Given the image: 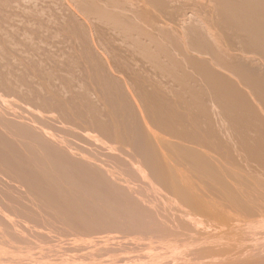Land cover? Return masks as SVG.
<instances>
[{
	"label": "rangeland",
	"instance_id": "374dc122",
	"mask_svg": "<svg viewBox=\"0 0 264 264\" xmlns=\"http://www.w3.org/2000/svg\"><path fill=\"white\" fill-rule=\"evenodd\" d=\"M122 1H124V0H122ZM183 1H185L186 3H188V0H182L181 2L183 3V5L186 4ZM201 1H203V0H201ZM201 1H197V3L198 2H201ZM60 2H61V0H0V9L2 10L0 12L1 13H4V15H5V13L7 12V10L9 8H11V10L9 9L10 11L8 10L9 13H14L16 15L19 12V14H20L23 9L20 8L21 10H19V7H21L23 5H24L23 8H25L24 11L28 7L30 8L31 6H33V7L36 6V8H37V10H36L35 7L34 8L31 7V8H33L32 10H35L36 11V12L35 11H33V12L34 13H37L36 15L32 13V15L34 16L33 21H31L32 19H30V18H33L32 15L31 16L29 15L31 13V8H30V10L27 9L28 10V13L30 11V13L28 14L30 16L29 17V21L27 19L28 16L26 15L27 14L26 12H25L26 14H23V15L20 14V15L23 16V18L19 14H17L18 16H20L19 18H21V19H19V18L16 19V16H15V19H12L14 17V16L12 17V15H14V14H11V17H10V16H8L10 14L7 12L6 13L7 17L6 16L5 17L7 18V25L9 24L8 28L5 27L6 24H5V21L4 20H6V18H4L3 15H2L3 16V19H1L2 17L0 18V20L3 21V22L0 21V24H2L5 27V28H2L3 29L2 31H0V57H2V59L7 58V57L10 58V59H5L4 61L2 59H0V86L1 87H5V88H1L0 87V114L4 115L6 117V124H5V126L7 127L6 128L4 126L5 127L4 128L3 126L2 127L0 126V132L1 133H7L8 132V133L11 134V137H13L14 134H17V135L19 134V137H17V135L16 136L14 135V138L17 137L18 140L17 139H14L15 141L13 140V142L11 141L12 138L10 137V134H3V135L0 134V168L3 170V173H1L0 178L2 177V180L3 179L5 180L4 177H7V175L10 174L11 176H8L6 178L7 180L9 178L10 179L13 178L15 180L14 177H16V179L17 178H19V180L21 179V181H23L24 184L27 183L26 185H28V187L26 185H24V187H26L27 190H29L28 188L31 187V189L28 192L27 190H25L26 188L24 189V187L22 186L21 183H18L17 182V185L14 184L15 181L13 179L12 180H8L7 181L8 183H5V181L3 182L1 180L3 183H2V185L0 184V187L1 186L3 187L6 184L4 186V189L5 190L2 189V193L4 192L3 194L6 197V199L7 198L8 199L10 198L9 200H14L15 199L14 200V202L16 201L15 205L18 206V209H16L17 206L15 207V205H12L13 208L15 207L14 210L8 208V210H7L8 212H6L5 211L6 208H4L5 209L4 210L3 207L0 205V209H2L3 211H5V212H3L4 214L5 213H8L6 215H7L8 219L10 221H12L11 226L9 225L11 222H9V224H8V222L4 223L6 225L8 224L9 226H6V225L4 226V224L0 222L3 225V227H2V225H0V232L1 231H4V230H2L4 227L5 228L8 227V228L14 229L15 231L17 230L16 232L19 233L17 235L13 234L14 236L10 234V237H5L4 238L5 240L4 239H1V237H0V241L3 240V241H1L3 244H7L8 246L10 244H13V246L10 245V246H12V248H14L15 246L17 247V249L15 247V249L13 251V249L10 246L9 247L7 245L4 246L3 244L0 245L3 248L4 247H7V248H10L11 249V250L9 249V252L7 251L8 249H5L8 252V255L7 256L9 257L11 255L9 259L10 260L12 259V261L14 262L16 260V258H17V262L14 263V264H17L18 262H19L18 264H21V262H22V264H24V263L26 264V262L29 259L30 260L33 259V263H32V260H31V261H28L27 264L28 263H31V264H34V263L35 264H37V263L38 264H41V263L42 264L43 263L44 264H47V263H49V264H54V263L55 264H59V262H60V264H64V263L65 264H88V262H89V264H92L93 262H94V264H96L95 262H98V260L101 259V258H105L106 260L105 259H101V260L104 261V262L106 261L108 263H106V262L105 263L98 262L99 264H113V263L114 264H121V263L122 264H225V263H227V264H264V212H252V209L253 208H246V207L241 206L236 201L237 199H240L238 197L239 196L238 194H237L236 197H234V200L237 203L236 204L234 202L233 198L231 197V195H232V192H235L236 191L235 194H234V196H235L236 193H238V191L237 190L234 191L233 190V188H234L233 186H228L227 185L228 187H226L225 184L221 183V181L219 179L220 178L219 176H218V179H217V172H216V175H215V173H213V175H215V176H211L212 178H215V179H213L214 181L217 179L216 180V183L215 182L213 183V180H212V178L209 175V174L212 175L213 170L215 172L216 169L218 168V170L220 171V168H221V172L218 173V175L222 173V174L225 175L224 177H226V172H227V174L229 173V176H230L229 178L230 179L226 177V179H228V180H225V178L223 177V180L226 181V182H233L234 179H235V181H234L235 184L240 179H241V181L242 180H246V182H249V179H250V181H252L251 179H253V177H255L253 179L255 183H256V181L258 183H260L259 181H261V180H258V179H262L261 182H263L264 181V179H263L264 178V176H263L264 175L263 174L264 171H263V168L262 167H264V165L262 164V167H261V163H263V161H261V160L263 158L261 159V156L262 155L261 156H259V155L264 150L263 149L264 146L262 147V145L264 144V142H260L261 146L259 145L260 148H262L263 150L262 149L259 150V147L257 149H255L256 147L253 148L252 146L251 147H248L250 144L251 145L253 144V143H250L249 144V142H248V145H246V146H245V144H243V145L241 144V147H239L240 146L239 145L240 143L237 142L238 144L235 145V147H237V148H235L233 146V144H231V143H234L235 144V142H231L230 140H232L231 138H233L232 133L234 132V130H236V132H237V130H239V132H240V129L237 128L238 127L237 125H239V124H237L238 121H235L237 125L234 123L235 115L237 113H239V111L237 109V113H235V115H234V112L236 110L234 112H232L233 114L230 113V110H229L230 117L228 119H230L232 121H227L228 123L225 121L224 122L225 124H223V120L226 119L225 118L226 116H225V114H223L225 117L222 116L224 119L223 118L221 119L222 121H220L221 122L220 124H221L222 127H225L226 124L229 126V128L232 127L231 128V131H230V134H231L232 137L228 136L230 138L228 140L231 142L230 144L232 146H230L228 148V150H226V147H224L222 145V142H224L225 140H223V139L219 140V141H221V143H220L221 144V147L222 148L224 147V151H221L222 153L220 155H218L219 157L217 156L216 159H215V155H214V157L212 155L209 156L210 155V154H208L209 152L206 153V154H205V152H207V150H208L211 153V151L216 150L215 151L216 152V155H217V153L218 154L220 153V151L219 152L217 151V150H220V146L218 145L219 143L217 144L215 142L217 139L214 141L215 144H216L215 147L218 145V147H216V149H214L215 147H213V146H211L212 148L211 147H207V146H204L205 148L203 146H201V148H200V146H198V148H197V146H196L195 148L198 149L199 151L200 150L201 151L202 150L204 151L207 148L206 151L205 152H201V154L202 155L205 154L206 159L208 157L209 160L207 161L206 165L208 164L209 165V168L208 167L206 168V165H205V162H206L205 160L206 159L204 160V157L200 154L199 151H197L199 153L198 154L196 152L197 153L196 154L197 155V158H196V155H195L194 158L189 157V159L192 162H190V160H188V159L184 160V163H182V165H180V167L178 166L179 170H181V168L182 169L184 168L183 169V172L181 170L180 173L181 172L182 173L180 175H179V173H177L179 175L178 177H180L179 180H180L181 183L184 182L185 185H188V183H190V184L193 183L192 185H188L187 190L185 189L186 191L185 190L183 191V189H182V192H184V193L187 192L186 194H188L194 200H199L201 202L203 201L204 203L206 201L207 206L205 204V206H206L205 208L206 209H210L211 211L210 210H207V211L204 210L203 209L204 208V204L201 203V202L200 203L202 205L199 204L198 207H194V206L189 205L186 202H184L182 200L183 198H182V196L180 194H178L175 190L171 189V187L167 184V182H165L164 180H161V179H159L157 177L158 176V173H157L156 169L155 170L153 169L154 172H152L150 170V168H147L148 166H147V164H145L143 162V160L141 159L142 157L141 158L138 157L139 155L137 154V151H136L138 148L136 146H134L133 143H131V141L133 140V138L131 137V135L133 136V134H134L133 133V125H134L133 123L137 124V126L140 125L139 123H141V125H142V120L140 118V115L138 114L139 111L136 112L137 111L136 110L137 108L140 109V107H139L140 105H138L140 102H139L138 99H137L138 101L135 99L136 97L135 98H131L129 95H125L124 96L122 94L124 97L121 95L119 97V101H121L122 103H126V105H127L128 102H130V103H128V106H130V105L133 104L132 105V107H133L134 104H135L134 108L136 106H137V108H135V109L133 108V110H132L131 107H128V109H127V106L125 105L126 106V108H125L126 110L124 112H121L122 110L119 111L120 109H119V106L118 105H115V106H117L118 109L114 108L115 107L114 106L115 101L113 100L112 97H111V99H112L111 101L113 103L111 101H109L110 100V95L111 94L113 95L112 89L114 88L113 86H110V85H113L112 82H116L118 80V79H116L117 77H119V79L121 80V81L118 80L119 81L118 83L122 82V80H123L124 77L122 76V74H119L116 71L115 68H114V70H112L113 67H111L112 69L109 68V65L106 64L105 59L102 56H100V54H98L99 56L97 54L95 55L96 52L94 51L95 50L93 48L94 46H92V43L90 41L89 34L86 31H83V30H81V29L78 28V24L79 23H82V21H83L81 19V17L78 16L79 17L78 18L76 16V14H72L73 11L69 9V11H71V15L73 16L72 18H75V16H76V20H72V21H74V23L77 24V22H75V21L78 20V24L76 26L72 22V25H73V27H72V25H69V24H71V20H70L71 19V15H69L70 12L68 10L65 11L64 8H63L62 12L64 11V12H66V14L69 13V14H67L68 16H65V17H70L69 20H68V18H66V20L70 21L68 23V26H70V30L69 31H66V30L62 31V29L60 28V27H63L62 24H61V26H59V30H58L57 27H56L58 25V23L55 22L57 25H55V24L53 25L52 24L53 19H50V21H51L50 24H48L50 21L48 22V21H44V19H42V18H45L46 16H50V15L53 14V16L54 15L56 16V18H55L54 21H58L57 20L58 18H59V21H61L60 18H64V17H59V16L62 15V12L59 11V8H60V6H63L62 4H64L65 2H64V0H62V2H63V3L61 2L62 4ZM126 2L127 3L130 2L129 5L127 4L129 7L132 6V5H133V7H135V5L137 7L139 5L141 8H143L144 14H146L145 12H147L148 9H149L148 12L152 11L154 13L156 11L155 9L152 8V4H151V7L149 6L150 4L147 3L148 2L147 0L146 1L145 0H128ZM126 2H124V5H126ZM204 2H205V0L203 1V3L202 2L201 3H198V5L196 3L197 6H195L194 9H193V12L198 17H200V13L204 9H207L208 8V6H207V8H206V6L203 7V8H201V6L204 5ZM207 2L208 1H206V4L205 5L208 4ZM59 3H60V6H59ZM132 3H134V4H132ZM31 4H33V5H31ZM66 4L67 3H65L64 6ZM15 5H17L19 7L17 8V6H15ZM25 5H27V6L25 7ZM13 6L15 8V11L14 12L12 10L13 9L12 8ZM139 6H138V8H140ZM68 7L69 6H67V5L65 6V8H68ZM196 7H198V12L199 13L195 9ZM60 9H62V7ZM201 9H202V11H201ZM4 10H5V12H3ZM209 10H210V8H208V10H206V12L204 10L202 12V14H204V12L207 13ZM59 12H61V13H59ZM1 13H0V16H1ZM22 13H23V11H22ZM215 13L218 14V11L215 12ZM64 14H63V16H64ZM128 14H130V13H128ZM202 14H201V16L205 17L204 15H206V14H204V15H202ZM212 14L214 15V13H211V15ZM216 14L214 16H216ZM24 15L27 16V18ZM38 15H41L42 16V18H40V22H41V20H43V23H44L43 25H45L46 29H47V26L49 27V25H50V27H49L50 28L49 29L50 32L52 31L51 29H53V28H54V30H55V28L57 29V30H55L56 31L55 32L56 33L55 36H57V38L54 35L51 36V34H52V32L54 30L51 32V34L48 33L47 30H45V31L48 34L45 31H44L43 35H42V33H39L42 30H39L38 28H42L43 25L41 27H38V26H40L39 24H42V22L38 24V21H39V18L37 20ZM57 15H58V17H57ZM150 15L148 17H151ZM152 16H154V14H152ZM24 17L27 19L26 21H28V23L25 22V21L23 22ZM203 17H201V19H203ZM8 18H11L13 21L15 20L14 23L17 22L19 24H17V23L14 24L13 22H10L12 20H10L9 23H8ZM48 19H49V17H48ZM79 19H81L82 21L81 20L79 21ZM133 19L136 20V16H133ZM35 20H37L36 25L38 24L37 25L38 28L35 27L36 25H34L35 24L34 23ZM45 20H46V18H45ZM66 20H62L61 23L64 21L63 22V25H65L66 22H68ZM30 21L33 22L32 23L34 25L33 28L29 27V26H31L30 23H29ZM11 23L14 24V27H12L13 25ZM59 24H60V22H59ZM10 25H11V27H10ZM27 25H29V26H27ZM52 25H53V28L51 27ZM74 26L76 28H74ZM0 27H1V25H0ZM17 27L19 28V30H18ZM9 28L12 29L11 33H13V34H11L10 31L8 32V29ZM14 28H17V29H15L16 30V33H17V34L15 33L16 35L14 34V32H15L13 30ZM43 29H44V27H43ZM219 29H218V31L221 30V29L220 30ZM0 30H1V28H0ZM4 30L7 31V32H5ZM17 30L19 32H17ZM38 30H39V32H38ZM213 30H215L213 32H214V34H216V37H217V35H218V33H216V32H218L217 31V28H213ZM3 31L8 36H6ZM1 32H3V35H1ZM8 33L10 34V36H9ZM45 33L49 36L48 38L45 36L46 35ZM220 33L222 35V32L221 31H220ZM220 33H219V35H220ZM25 35H26V37H25ZM41 36H43V37H41ZM53 37L56 38L57 40L54 39ZM18 39H20L19 40L20 42L18 41ZM55 42H57V43H55ZM15 43L16 44L18 43V44L15 45ZM63 44H66V45L68 44V45L66 46V45H63ZM18 50H19V52H18ZM90 50L92 52H94V55L95 56H93L92 54L90 56V54H89V51ZM7 54H8V56H7ZM57 55H59V56H57ZM30 57H32V58H30ZM90 57H91V59H95V57H101V59L104 60V62L102 60H97L98 59L97 58V59H95V61L100 62V65H99L98 62L92 63V62L89 61ZM57 58H58V60H56ZM117 61H118V59H117ZM103 63H105L106 66L108 65L107 67L110 69V72L111 73L109 71H107L108 68L105 65H101ZM85 67H89V68L86 70ZM263 69H264V66H261V71H262L261 73H262V75H263V71H264ZM113 71H116L117 73H114ZM85 72H86V74H85ZM113 73H114L115 77H114V75L110 77L109 75H112ZM112 77L116 81H114ZM86 78H88V80ZM140 78L141 77L138 75L137 76L138 82L141 81ZM81 79H82L83 82L81 81ZM104 80H105V82H104ZM109 80L111 81V84L109 85V87H112L111 89L109 87H107L108 86L107 83L109 84ZM253 82L254 81H252L251 83H253ZM116 83H114V84L117 85L118 83L117 84ZM251 83H249V84H251ZM256 83L261 84L262 82L260 83V81H259V82H256ZM121 84L122 83H120L118 85V89H121L122 88V90H123V88H124L126 90L124 92V94L125 93L128 94L127 89L125 88L126 85H124V83H123L122 85L125 86V87H120ZM140 84H141V82H140ZM259 84H258V87L259 88L261 87L260 89H262L264 87V85H262L263 86L262 87L261 85L259 86ZM254 85H255V83H254ZM39 86H40V88H39ZM102 86H106L107 88L105 87V89H104V87H102ZM253 86H251V87H253ZM240 87L242 88V85H240ZM94 88H95V91H94ZM106 89H108L107 91L109 92V95L106 94V93H108V92H106ZM109 89L111 90V92L109 91ZM129 89L132 92L131 94H133V91L131 90V88H129ZM246 89L247 88L245 87L244 90H246ZM92 90H93V92H92ZM16 91H18L19 93L16 92ZM100 91H102V92H100ZM148 91L149 92L147 93L146 96H148V94H150V90H148ZM248 91H249V89H247V92ZM97 92L99 93V95H98ZM104 92H105V95L107 96V98L105 97ZM103 95H104L105 99H107V101L103 99ZM126 96H128V97H126ZM146 96H145V98L141 99V101L144 104L147 105V104H150L151 101L152 102L154 101L155 104L157 103V105H158L156 107H159V106H162L163 105L162 103L157 102V101H160V100H156V97L154 99V96L153 95H150L151 97L153 96L152 99L149 96H148L149 98H147ZM3 98H5V100L6 99L7 100H11L12 103L9 104L10 101H7V100H6L8 102L7 104L5 103L6 101L5 102H3V101L1 102V100H4ZM132 99L135 100V101H133ZM122 100H126L127 102L126 101L123 102ZM105 102H107V103H105ZM154 102L152 104H154ZM96 104H97V106H96ZM110 104H111V106L112 105L114 106V107L112 106L113 109L109 108ZM159 104H162V105H159ZM100 105H102V107ZM62 107H63V109H62ZM9 108H10V110H9ZM50 108L51 109L53 108V110H51ZM32 109H34L36 112L34 110H32ZM114 109H116V112H115ZM156 109L158 110L159 108H155V111H156ZM37 110L39 112H41V113L42 112L44 114L46 113L47 116L51 113L50 115H52V117L51 116L46 117V114L44 115L42 113L45 116L44 118H46L45 120H47L46 122L45 121H42L44 119H42V120L34 119L33 115H31V114L33 113L32 111H34V113H37L38 112ZM102 110H103V112H102ZM112 110H114V111H112ZM117 110H118V112H117ZM44 111H46V112H44ZM231 111H233V109H231ZM62 112H63V114H62ZM224 113H226V111ZM42 114H40V115H42ZM111 114H113V115H111ZM231 114L234 115L233 116L234 118L232 117ZM42 118H43V116H42ZM49 118H51V119H49ZM238 118H240V114H239V117ZM236 119H237V116H236L235 120ZM230 122L231 123L233 122L235 124V127H234L235 129L233 128V126H234L233 123H232L233 126H230L229 125ZM86 123L90 127L87 126ZM94 123H97L98 125H93ZM69 125H71L72 127L69 126ZM227 125H226V127H227ZM41 127L43 129H41ZM73 127H74V129H73ZM239 127H240V125H239ZM199 128L200 127H198V129ZM34 129L36 131H39L38 129H41V130H44L45 129L46 131L49 129L50 131L48 130L47 133L48 134H51L52 133L50 135V137H52L53 134H54V136L52 138H55V139H53V140L55 141L56 144L59 143L56 146H60V147L69 146V147H71V145H73L71 148L77 150L79 148V146H82V148H83V145H85L88 148L87 149L84 146L87 150H89V146H91V148L94 147L95 149L98 150V152H99V150H102V152L98 153V156L100 154H101V156H103V154H104V156L103 157L100 156L98 158L99 159V161H98L96 159L97 157L95 156L96 158L94 160V156L92 155L95 152L97 153L96 150L92 149L94 151V153L88 154L87 153L88 151L85 148H83V150H82V148L80 147L82 151L85 150L84 152H81V150H80V153L83 154V156L85 157V159L88 156L89 159H87V160L93 162L97 166H99L98 164H100L99 162H101V164L103 165V167H102L101 164H100V167H102L105 170L107 168L110 169V167H111L110 171H111V173H113V176L112 177L113 178L115 177V181L117 182L116 184H118V185L119 184L120 185L125 184L123 186H125V187L128 186L131 189L126 188V191H128V193L125 194V189H123L124 190L123 191L122 189H120L118 187V185L116 187L114 182L112 184L110 183V180L108 181L109 182V185L111 184L109 186L108 185V182H106L107 184L105 183L106 180L104 178L106 177V175L104 174V178H103L102 173L98 174L99 172H101L100 168H98L96 166H93L94 167L93 168L92 166H89L87 164H84V162L82 160H79V159H76L77 160L76 161L75 158H70L68 155L61 154L62 150H60L61 152L56 151L53 148H52L53 149L52 150L51 147H50V145H47V144L45 145L44 142H42L40 140H35V138L37 139V137H34L33 136ZM95 129H96V131H95ZM108 129L111 132L113 130H118V131L122 132L123 135L125 134V136H124L125 138L123 137V135H121L122 137H120V138L121 139L124 138V139H122V140H116V141L112 139L114 141L113 142L111 140V138L109 139L108 136H106L104 134V132H102V131H105V130L108 131ZM198 129L195 131V133H197ZM232 129H234V130H232ZM189 130H192V129H189ZM89 131H90V133H92V136L97 135L99 138L101 137L100 139H102V140H105L107 138V140H105L106 142L104 141L102 144H108L107 142H111L112 141L113 144H114V146L112 145L113 146V151L112 150L110 151V149H108L106 146L100 145L99 144L100 139H98L97 136H95L97 139L95 137H94L95 139H92L91 138L92 141L93 140H96L97 142H95V141L94 142L97 143V144L93 143L90 139H88L87 138V135H85L86 137L83 136L84 134H82V133H86L87 134V133H89ZM159 131L161 132V134H163V131L161 129H159ZM192 131H194V130H192ZM200 131L202 132L201 133V135H202V134H204L203 131H205V129L204 130L203 129L199 130L196 135H198L200 133ZM160 132H159V134H160ZM109 134H111V133L109 132ZM205 134H204V136H205ZM233 134H235L237 136L239 135L238 132L237 133L234 132ZM253 134H255V133H253ZM253 134H252V138L254 137ZM5 135H7V137ZM201 135H200V137L203 136V135L202 136ZM235 135H234V137H236ZM31 136H33V137H31ZM89 136H91V135L89 134ZM9 137L11 138V140L9 139ZM83 137H85V138L83 139ZM166 137L169 138L168 135H166ZM205 137H203V138H205ZM238 137H236V138H238ZM240 137H242V136H240ZM86 138H87V140H89L88 141L89 143H87V141H84V142L82 141V140H86ZM130 138H132V140H129ZM250 138H251V136H250ZM250 138L247 141L252 140V138L251 139ZM256 138L257 137H255V139ZM125 139H127V140H125ZM205 139H208V138L206 137ZM238 139L240 140V138H238ZM238 139H237V141H239ZM19 140L21 141V143H22V141L24 142V141H31V140H33L32 141L33 143L31 142L32 143L31 144L29 142H27V143L24 142V143H26V144H24V146L27 145L28 143L29 144L27 146H25V148H21L22 145H20L21 143H20ZM109 140H111V141H109ZM210 140H212V139H209L208 141H210ZM243 140H245V139H243ZM35 141H36V143H35ZM67 141H70L71 144L69 142H68L69 144L68 143L66 144ZM234 141H235V139H234ZM214 142H213V144H214ZM245 142H246V140H245ZM250 142H252V141H250ZM253 142H254V139H253ZM74 144H75V147H74ZM29 145L30 146L33 145V148L32 147L29 148ZM77 145H78V147L76 148ZM228 145H229V143H228ZM97 147H99V149ZM102 147L105 148V149H101ZM231 147H233V148L231 149ZM26 148H28V153L26 152V150H27ZM116 148H117V150H116ZM208 148H211L212 150L211 149H208ZM222 148H221V150H222ZM106 149H108L109 151L106 150ZM196 149H195V151H196ZM229 149H231V150H229ZM41 150H43V153H42ZM106 151L109 152V153L111 152L113 154V156L117 152L116 153V156L114 158H113L112 154H110V159L108 158V161L109 162L106 160L107 158L105 159V157H107V155H105ZM35 152H36V154H35ZM75 152H76V154H78L79 151L78 152L75 151ZM251 152H254L255 154L257 153L258 154V155L256 154L257 157L255 156L254 153H252V155L250 156ZM80 153H79V155H80ZM212 153H214V152H212ZM26 154H28V156H26ZM79 155H77V157H79ZM89 155H92V156H89ZM94 155H97V154H94ZM199 155H200V157H203V159H200ZM67 156L69 158H67ZM108 156H109V154H108ZM135 156H137V160H139L141 162L140 163V167L142 169L141 168H138L139 165H135V167H137V168H135L134 167V163L132 164L134 168H132V165L131 164H130L131 167L130 168L129 167L127 168V165H129L128 164L129 161L130 162L131 161L132 162L133 161L134 162L136 161V160H134V157ZM258 156L260 157V159H258L259 158ZM25 157H28V158L30 157L29 158L30 161L27 160L28 158L24 159ZM91 157H92V159L90 160ZM211 157H213V159H215L213 161V163H214L213 164L214 165V169H213L212 163L209 162L210 159H211V162H212V158ZM191 158L194 159V160H192ZM253 158H254V160L256 159L257 161L256 160L253 161ZM112 159H118V160H116V161L113 160V162H112ZM197 160H199L198 163L200 162L199 165L200 164L203 165V167H204L203 169L204 170H201L202 167L198 168L199 165L197 163ZM250 160H252L253 162H258L256 164L254 163V167H255V169L256 168H258V169L259 168H262V169H260L261 172H258L257 173V171H259V170H255V169L253 171L251 169L252 172L249 171V169L251 168V164H252ZM110 161L112 163H110ZM186 161H187V163H186ZM188 161L191 164L195 161L194 164L195 163L197 164V167H196L197 169L196 168L194 169L195 171H193V169L190 171L191 164L188 163ZM222 162H223V164H224V162H226L227 164H230V167L231 168L232 167L234 168V165L233 164H235L236 162H237V164H238V162L240 164H241V162L243 164L245 162H248L249 165H250V168L247 171L248 164H247V168H246V165H245V168H244L243 167V164H242L241 165L242 170H244V169H246V170L243 172L244 174L243 173H239L241 176L237 173L236 177H238V175L240 176L239 180H237V178L235 177V174L233 175V174L230 173L231 171L233 173L235 171V173H236V170L235 169H237V168H234V170H231V168L229 167L231 171L228 168H227L228 171H225L227 164L222 165ZM41 164L46 165L45 169L47 168L48 170L46 169V173H45V172H43L45 169L42 170L41 168H39V171L36 170L38 172L35 173L34 172V165H35V167H36V165L38 167H41ZM188 164H190V167H189ZM217 164L219 165L220 168L218 167ZM240 164L238 165V167H239L238 169H240ZM63 165L64 166H67V167L66 168H63L64 171H65V173H62V175H60V176H63V174H66V176L68 175L67 176L68 178L65 175L64 176L67 179L69 185L72 186L71 188L72 189L75 188L74 191L77 189L76 192L77 191L78 192L76 194H75L74 191H70L71 188L67 189L65 192H60V191H57V188H51V189H49L46 186L47 185L46 184V181L47 180L44 178V177H46V175L49 174L47 177H53V179H54V176H58V174H59V171L58 170L53 169L51 171V169L49 167H54V168L57 167V168H60ZM195 165H193V167H195ZM216 165H217V167H216ZM256 165H258V167H256ZM187 167H188L187 170H189V171H187L185 169ZM222 167H223V169L225 168L223 170L224 172L222 171ZM205 169H208L209 171L212 170V171L208 174V173H206L208 171L205 170ZM196 170L197 171L199 170L200 172L198 171V174H196V172H197ZM4 171L7 172V173L5 172L6 175L4 174ZM155 171H156V173H155ZM202 171H203V174L201 173ZM204 171H206V172H204ZM61 172H60V174H61ZM238 172H241V170H239ZM250 172L252 174H255L256 173L258 175L255 174V175H251L250 176V175H248V174H251ZM39 173H42L44 175L46 174V175L43 177L42 174L40 175ZM3 174L5 176H2ZM38 174L40 175V177H39ZM242 174L245 175L246 178L245 177L241 178L242 177ZM260 174H263V175H261V177L263 176V178L257 177V176H260ZM12 175H13V177H12ZM199 175L200 176L202 175L201 177H203V179L201 177H199ZM232 175L234 176L233 179H232V177H233ZM41 176L43 178H41ZM207 176L210 177L209 178L210 181L207 180ZM220 176L222 177L223 175H220ZM178 177L176 179H178ZM44 179L46 180L45 182L43 181ZM120 179H122V180L120 181ZM255 179H257V180H255ZM150 180L152 181V184L154 183L155 186L154 185L151 186ZM192 180H193V182H192ZM231 180H233V181H231ZM236 180H237V182H236ZM11 181H12V183L15 186L18 187V188L16 187L18 189V191H17V189H14L15 187L11 183ZM70 181L72 182V184H71ZM113 181H114V179H113ZM126 181H128L127 183H129V184H127ZM175 181L178 182V180H175ZM218 181H219V183H218ZM241 181H239V183L242 184L243 181L242 182ZM77 182H78V185H77ZM194 182H196V183H194ZM75 183H76L77 186L74 185ZM217 183L219 185H214V184H217ZM243 183H245V182H243ZM250 183H247V184H250ZM252 183H253V181H252ZM8 184L10 185V187H9ZM18 184H20L19 186L20 187H23V188H20L18 186ZM262 184H264V183H262ZM11 185L14 188H12ZM242 185H244V184H242ZM6 186H8L7 187L8 189H6ZM73 186H75V187H73ZM153 186L159 188L158 189L159 191L156 188L153 190L152 189ZM120 187H122V186H120ZM19 188H20V190H19ZM220 188H222V190L224 191L223 192L224 194L221 192V190H219ZM9 189H12V190L9 191ZM55 189H56V191H54ZM7 190H8V192H9V194L11 196L7 193ZM14 190L17 191L16 192L17 195H16V193H15ZM21 190H25L24 191L25 193L23 191H21ZM131 190H132V192H131ZM155 190L158 191V192H160V193L156 192ZM225 191H227V192L231 191L230 192L231 195L229 193L228 194L230 196L228 194H225ZM71 192H74V193H71ZM129 192H130L131 195L129 194ZM12 193L14 195H12ZM27 193H29V196L32 195V197H31L32 199H35L36 198L34 202H33V200L30 197H28V194ZM34 194L37 195V196L35 197ZM82 194H83V196L82 197L80 196V197L83 198V200L80 197H76L77 199L78 198L80 199V200H78L79 202L75 198L74 199L77 202L74 199H72V196L74 197V196H79V195H82ZM85 194H87V195L90 194L89 195L90 197H95L96 202L95 201L92 202L94 200V198L91 199L89 196H84ZM247 194L248 193H245V194L244 193L243 194L240 193L241 197H243V198L247 197ZM25 195H27V196H25ZM135 195H137V196L142 195L143 196L142 199L140 198L142 202L141 201H138V202H141L142 205H141V203L140 204L139 203H135L137 205V207L142 206V207H140V210L137 207L135 208V210H138L136 212H137L138 216H140V218H138L137 216H135L136 212H133L132 210H134L133 209L134 208L133 205H134V202L136 201L135 199H137V198L139 199V197H142V196L137 197ZM174 195H176V196H174ZM132 196H134L135 199H131L130 200V198H133ZM84 197L85 198L89 197L90 199L89 198H87V199H89L88 201H91L92 203L86 201L87 199L85 200ZM175 197H177L176 200L174 199ZM20 198H23V199H20ZM29 198L31 199L32 203L29 200ZM178 198L180 199V202H179V199ZM39 199L41 201L44 199V201L46 200L47 202L46 203L44 201H42V202L40 201L39 202ZM143 199H145V200L143 201ZM9 200H7V201H9ZM17 200H18V203H17ZM26 200H29L30 201V203L28 205L26 204V203H28V201L27 202H24ZM80 201H81V204H79ZM175 201H177V202H175ZM210 201H211V203H210ZM14 202L12 201L11 203L14 204ZM22 202L24 203V205L22 204ZM144 202H145V206H144ZM215 203H217V204H215ZM25 204L28 207L29 206L32 207L33 210H34V212H33V210L31 208L29 209L27 206L24 207ZM208 204L211 205V207ZM20 205H22V206H20ZM45 205H46V207H45ZM48 205H49V207H47ZM199 206H200V208H201V206H203V208H201L202 210L199 208ZM212 206L215 209H216V207H219L220 209L222 208L223 210L222 209L221 210L224 213L223 212H220L219 214H217V212H218L217 210H219V208L216 209V210L215 209L213 210L212 209ZM143 207H145V208L143 209ZM147 207L150 208V211L152 209L153 214H151L152 211L149 213V209L147 210ZM81 208H83V210ZM141 208L143 209V211L146 209L145 211H147V212H142L141 211ZM106 209L108 210L107 212H109V209L110 210L111 209H113V210L114 209H117L116 210V212L118 214L117 216H114L115 213H113V212H112L113 214L110 213V215H113L112 217H116V218L119 217V219L117 218L118 220H116L114 218L112 220L111 217H109L108 219H110V220L107 222L109 224V223H113V222L118 221L119 223H117V224L116 223H113L114 226H115V224L117 226L114 227L113 225L111 226L110 224L109 225L107 224L108 227H111V228H108V227L106 228L105 227V223L106 222H104V221L107 220L106 217L109 214H106L107 216L105 215L106 217H104V220L102 219L103 218L102 216H103L104 213H106ZM125 209L126 210L128 209L129 210V213H128V210L126 211ZM153 209L154 210L156 209V210L154 211ZM182 209L184 210L183 212H186V210H187L188 213L187 212L185 213V214H187V216L181 211ZM2 210H0V211H2ZM26 210H28V211H26ZM14 211L15 212L17 211V212L15 213ZM35 211H37V212H35ZM118 211L121 213V215H119ZM26 212H28V213H26ZM114 212H115V210H114ZM138 212L139 213L142 212V213H146V214L149 213L150 216H152V215H154V213H156V216L157 217L159 216V217L157 219L156 218L154 219L152 217V219H149L148 220L146 218H149L150 217L149 215L146 216L145 214H141L140 213L142 215L141 216V215H139ZM11 213H12V215H11ZM130 213H132L131 214L132 215L131 217L135 216L136 218L139 219L138 220V219H136L134 217V221H133L132 218L129 217V219L131 218V221H133V223L132 222L131 223L134 224V225L135 224L137 225V227H136V226L132 225L129 222L130 221L129 219H126L125 218L127 221L129 220L128 222L130 223V225H132L131 227L134 226L131 230H130L131 227H129V224L124 225V223H125L126 220L124 222H122L124 220V216L125 217L127 216V218H128V215H130ZM133 213H134V215H133ZM157 213L159 215H157ZM189 213H191V214L189 215ZM225 213H227V214L225 215ZM257 213H260V214H257ZM262 213H263V215H262ZM19 214H21V215H19ZM77 215L80 218H81V216H82V218L84 216L85 217L84 220H82V218L79 219L77 217ZM91 215H93V217ZM99 215H101V219L103 220V221H101V220H99V221L104 226V229L106 228L105 230L104 229H100L99 230V226H101V228H103L102 225L100 224V222L98 223V221H97V219L100 218ZM144 215H145V217H143ZM41 216L43 218H41ZM44 216L50 218L51 221L50 220L49 221H45V219H48V218H45ZM89 216H91V218H94V216L95 217L98 216L99 218H97L96 220L94 219V221L97 222L100 225L98 226V224H96L95 222H93L92 221L93 219L92 220L90 219V221H89V219H88ZM120 216L121 217L123 216V219H121L122 221H119L120 218H121ZM156 216L154 215V217H156ZM35 218H37V219H35ZM142 218L143 219L145 218V220H144L145 222H148L149 221L148 222V225L145 222H144L145 224H142L143 226L145 225L144 228L147 225L148 228H145V229H147L146 230L147 232H148V230H151L153 228V226H154V225H151L152 227L150 228V225L149 224H153L154 223L156 225L154 227L155 229L157 228V229H163L164 230V228L166 227L164 231L167 230L166 232H167L168 235L164 234L163 235L164 237L160 236L161 238H158L159 237L158 235H160L163 230L162 231L161 230H158L157 233L159 232L160 234H157V233H155V230H153V229L151 230V231H153V233H150V232L147 233L145 231V229L143 228V226L141 227V225H140V227H139V225H138V223H142V222H140V221H143V220H140ZM26 219H28V220H26ZM41 219H42V221H41ZM77 219H79V220H77ZM22 220L24 222H22ZM80 220H82V221H80ZM111 220H112V222H111ZM135 220H137L136 221L137 223L135 222ZM150 220H151V222L152 221L153 222L150 223ZM159 220H161V221H159ZM14 221L17 222V224L15 223L16 225H14ZM37 221H39V222H37ZM162 221H165L166 222V223L164 222L165 225L162 224L163 223ZM47 222H49V223H47ZM54 222H55V224H54ZM120 222L123 223V225ZM42 223L43 224L45 223L46 225L45 224L43 225ZM90 223L91 224H93V223L96 224L98 226V229H97V226L96 225L92 227V225H90ZM118 224H121V225H118ZM89 225H90V228L89 229H91V232L87 228V227H89ZM12 226L13 227L16 226V228H18V226H19L20 229L12 228ZM85 226H87V227H85ZM125 226H128L129 227V231L125 230V229L128 228V227L125 228ZM31 227H33V228L32 229H29ZM75 227H76L77 231H75ZM83 227L86 230L81 229ZM116 227H118V228H116ZM8 228H6V230H9ZM37 228L40 229V230H38ZM64 228L66 229V231L64 230ZM67 228L69 229V231H67L68 230ZM72 228H74V230ZM92 228L94 230H96V229L97 230L94 232V230ZM142 228L144 230H142ZM61 229H63L65 232L63 230H61ZM168 229H169V231H168ZM14 230H12V231H14ZM28 230H29V232H28ZM56 230L58 232H56ZM87 230L91 234H88L87 233L88 232ZM19 231H21V232H19ZM48 231L51 232V233H49ZM82 231L85 232V236H86V234L88 236L91 235V236H89L90 238L88 236H86V238H85V236L83 234L84 232H82ZM39 232L40 233L42 232V233L39 234ZM44 232L47 235L49 234V236L47 238H46L47 235L44 236V234H43ZM62 232H64V233H62ZM93 232H94V234H93ZM128 232H129V234H128ZM241 232H242V234H241ZM249 232H250V234H249ZM20 233H21V235L23 237H21ZM80 233H82L83 235L80 234ZM245 233H246V235H245ZM141 234H143V235H141ZM101 235H102V239L104 237L105 242H106V240L107 241L110 240V242L109 243L107 242V243L111 245V246L110 245L108 246L109 249L111 248L110 249L111 252H113L115 250V248H117L119 246L118 248L120 250L117 248V250H118L119 253L117 251H116L117 253H115V251H114L113 252V253H115V255H114L113 253L109 254L110 253V251H109V253H107V255H105L106 254L105 252H107L108 249L106 250V248L105 249H102V248H104L108 244H106L105 242L103 243V240L104 239L103 240H100L102 243L101 242L99 243L96 240V238H98V240H99ZM7 236H9V235H7ZM40 236H42V238ZM43 236H44V238H43ZM82 236H84V237H82ZM105 236L106 237L108 236L107 239L105 238ZM91 237H93V239L95 240L94 243H96V244L93 243L94 244L93 245V244H91L92 242L90 244H88V240L90 242L91 241L90 240ZM9 238H10V240L14 241L16 244L14 242L13 243H10L11 241L9 240ZM79 238H81V239H79ZM108 238H109V240H108ZM142 238H144V239H142ZM18 239H20V240L22 239V241H19L18 242ZM24 239L27 240L28 242L24 241ZM44 239H48V240H45L46 243L41 242L42 240L44 241ZM83 239L85 240V243H81V242L84 241ZM117 239H119V240H117ZM94 240H92V241H94ZM113 240L115 241V243H114ZM4 241L6 243H4ZM23 241L27 244L28 247L26 246V244ZM36 241L38 242V244L36 243ZM47 241H49V242H47ZM112 241H113V243H112ZM40 242L43 243V244H41ZM67 242H68V244H66ZM30 243H31L32 246L30 245ZM73 243H74L75 246L77 245V247H79V245H80L79 250H81L82 246H84L83 247V250H81L82 251L81 253H84V254H82L84 257L81 255V253H79L80 251L77 250L78 248L76 247L77 248L76 249L73 246ZM76 243H78V244H76ZM211 243H213V244H211ZM86 244H88V245H86ZM100 244H102V245L103 244H106V245L105 246L103 245L104 246L103 247ZM118 244H120V245H118ZM147 244H148V246H147ZM38 245H39V247H43V250H45L46 248L48 249L47 252H46V250L44 252H42L45 255H43L41 253L40 250H42V248H40V250H39ZM89 245H92V246H89ZM112 245H114V246H112ZM195 245H196V247H195ZM18 246H19V248H18ZM65 246H67V247L65 248ZM68 246L70 248H68ZM85 246H86V249L88 248L87 250L85 249ZM94 246H96V247H94ZM99 246H101L102 248H100ZM211 246H213L212 249H210ZM215 246L219 247V250H217L218 248H215ZM98 247L101 250H103V253H105L104 254L105 257L103 256L102 251ZM153 247H155V249H153ZM29 248H31V249H29ZM73 248L76 251H74ZM121 248H123L124 250L121 249ZM191 248H193V249H191ZM194 248L197 249V250H195ZM97 249L99 250L98 252H100L101 255H102L101 258L98 257V256H100L99 255L100 253L98 254ZM214 249H216V250L214 251ZM143 250H144V252H143ZM153 250L156 251V252H154ZM21 251H22V253H20ZM26 251H27V253H26ZM30 251H33V254L35 252H38V251H39V253H38V255H37V253H35V255H33L32 252L30 253ZM83 251H86V253L87 252L90 253V251L91 252L94 251L93 253H95V251H96V257H98L97 258L98 260L97 261H94V260H96V257L94 258L93 255H95V254H92V257H93L94 260L92 259V261H91L92 263H90V260L92 258L91 255H90L91 253L90 254L89 253L86 254ZM11 252H12V254H11ZM192 252H194V253H192ZM75 253H76V255L78 257L77 256L74 257L75 256ZM221 253H224V254H221ZM20 254H22L23 258H22V256ZM127 254H128V256H127ZM189 254H190V256H189ZM30 255H31L32 258L27 257V256H30ZM64 255H67V256H64ZM86 255L87 256L90 255V257L88 256L90 259ZM5 256H6V254H4L3 257H0V258H4L5 259V261H2V262L3 263L5 262L6 264H7V262L10 263V261L7 259V256H6V258H5ZM19 256H20V258H19ZM52 256H53V258H51ZM63 256H64L65 259L63 258ZM107 256H109V257H107ZM13 257H14V260H13ZM33 257H37V258H33ZM61 258H62V260H61ZM75 258H77V260ZM229 258H231V259H229ZM18 259H20V261ZM22 259H24V260H22ZM222 259L225 261V263H224V261ZM84 261H87V262L85 263ZM124 261H125V263H124ZM61 262H63V263H61ZM79 262H81V263H79ZM3 263H1V264H3Z\"/></svg>",
	"mask_w": 264,
	"mask_h": 264
},
{
	"label": "bare ground",
	"instance_id": "6f19581e",
	"mask_svg": "<svg viewBox=\"0 0 264 264\" xmlns=\"http://www.w3.org/2000/svg\"><path fill=\"white\" fill-rule=\"evenodd\" d=\"M126 1H128V0H124V1H122V0H64V2L65 3H67L66 5L67 6H69L68 8H65V6H64V4H62L63 2H62V0H61V4L64 6H60V3H59V6H60V8L62 7V9H60L59 8V11H61L62 12V10H63V8H64V10L66 11V10H68L69 11V9L70 10H72L73 11V13L72 14H76V16L78 17V16H80L81 17V19L83 20H81V19H79V21L81 20L82 21V23H79L78 24V20L77 21H75V22H77V24H78V28L79 29H81V30H83V31H86L88 34H89V38H90V41H91V43H92V46H94L93 48L95 49L94 51L96 52L95 53V55L97 54H100V56H102L104 59H105V61H106V64H108L109 65V68H111V67H113V69L112 70H114V68L116 69V71L119 73V74H122V76L124 77L123 78V80H122V82H120V83H124V85H126V87L125 86H123L122 84L120 85V87H125L126 89H127V92H128V94L127 93H125L124 94V92L126 91L124 88H123V90H122V88L121 89H118V85L120 84V83H118L119 81L118 80H120L119 79V77H117L116 79H118L117 81L116 80H114V78H113V80L114 81H116V82H112L113 83V85H110L111 84V81L109 80V84L107 83V87H109V85L110 86H113L114 88L112 89V92H113V95L111 94L110 95V100L109 101H111L112 99H111V97L113 98V100L115 101V103H114V106L115 105H118L119 106V111H121V112H124L126 109V106H127V109H128V107H131L132 108V110H133V108H134V106H135V104H134V106L132 107V105H130V106H128V103H130V102H128L127 103V105H126V103H122L121 101H119V97L123 94L124 96L125 95H129L131 98H135L136 100L138 99L139 100V104L138 105H140L139 107H140V109H138L137 108V106L135 107V108H137L135 111L136 112H138L139 111V115H140V118H141V120H142V125H141V123H139L140 125H138L137 126V124H135V123H133L134 125H133V136L131 135V137L133 138V140H132V138H130L129 140H132L131 141V143H133L134 144V146H136L135 148L137 149L136 151H137V154L139 155L138 157H142L141 159L143 160V162L145 163V164H147V168H150V170L152 171V172H154V170L156 169V171H157V173H158V178L159 179H161V180H164L165 182H167V184L171 187V189H173V190H175L178 194H180L181 196H182V200L184 201V202H186L187 204H189V205H192V206H194V207H198V205L199 204H201V203H203L204 204V208H203V206H201V208H203L204 210H210V209H206L205 207L207 206V203H206V201H205V203L202 201H199V200H194L192 197H190L188 194H186L187 192H182V189H183V191L186 189L187 190V188H188V185H192V184H190V183H188V185H185V183L184 182H180V177H178L182 172H183V169L181 168V170H182V172L180 173V171L181 170H179V168H178V166L180 167V165H182V163H184V160H186V159H188V160H190L189 159V157H192V158H194V156L198 153L197 151H199L198 149H196L195 147L197 146V148H198V146H200V148H201V146H207V147H211V146H213V147H215V142L220 146V150H217L218 152L220 151V153L218 154L217 153V155H216V150H213V151H211V153H210V151H208L207 150V152H205L206 151V149L203 151H199L200 152V154H201V152H205V154L206 153H208V154H210L209 156H213L214 157V155H215V159H216V157L218 156V155H220L222 152L221 151H224V147H226V150H228V148L230 147V146H232L231 144H233V146L235 147V145L236 144H238V143H240L238 146L239 147H241V144L243 145V144H245V146L246 145H248V142H249V144L250 143H253L252 145L250 144L248 147H256L255 149H257L258 147H259V150L260 149H262V148H260V146H261V144H260V142H264V87L262 86V85H264V71H263V75H262V71H261V66H264V0H205V2H204V5L203 6H201V8H203V7H205L206 6V8H207V6H208V8H210V12L207 14V13H205L206 12V10H208V8L207 9H204L205 10V12H204V14H206V15H204V14H202V12L204 11H202V9H201V13H200V17H198L194 12H193V9H194V7L195 6H197L198 5V3H203V1H201V0H188V3H186L185 1H183V2H185L186 4H184L183 5V3L181 2L182 0H147L148 2V4H150L149 6L151 7V4H152V8L153 9H155L156 11L153 13L152 11H150V12H148L149 11V9H148V11L147 12H145L146 14H144V10H143V8H141L139 5V7L140 8H138V6L136 7V5H135V7H133V5L132 6H128L129 5V3L131 2H126ZM146 1V0H145ZM197 1H201V2H198L197 3ZM206 1H208L207 3V5H205L206 4ZM124 2H126V5H124ZM196 3H197V5H196ZM128 4V5H127ZM132 4H134V3H132ZM31 5H33V4H31ZM131 5V4H130ZM15 6H17V5H15ZM27 5H25V7H26ZM30 6V5H29ZM129 8H128V7ZM19 6H17V8H18ZM24 7V5L23 6H21V7H19V10H21L20 8H22L23 10V13H22V11H21V13L20 14H26L27 16H28V18H27V16H25L27 19H28V21H29V17L32 15V13L33 14H37V13H34L33 11H35V10H32L34 7L36 8V6H31V7H33V8H31V13H30V11H29V13H28V10H30V8L28 7L25 11H24V9L25 8H23ZM13 9V12L15 11V8H14V6L12 7ZM145 8V7H144ZM147 8V7H146ZM151 8V9H152ZM200 8V7H199ZM5 9V8H4ZM10 10H11V8H9ZM8 9V10H9ZM142 9V10H141ZM196 10H197V12H198V7H196L195 8ZM7 10V12L9 13V11ZM17 10V9H16ZM18 10V11H19ZM36 10H37V8H36ZM0 11H2L1 9H0ZM67 11V12H68ZM154 11V10H153ZM218 11V14H216L215 12H217ZM3 12H5V10L3 11ZM6 12V13H7ZM26 12V13H25ZM36 12V11H35ZM61 12H59V13H61ZM64 12V11H63ZM62 12V15L61 16H59V17H64V18H60L61 19V21L62 20H66V18H68V20L70 19V17H65V16H68L67 14H69V13H67L66 14V12H64L63 13ZM70 12V14L69 15H71V11H69ZM143 12V13H142ZM1 13V12H0ZM6 13H5V15H4V13H1V16H0V18L1 19H3V16H4V18H6L7 17V15H6ZM16 13V12H15ZM128 13H130V14H128ZM150 15L151 13L152 14H154V16H152V14L150 15L151 17H148L149 15ZM199 13V12H198ZM211 13H214V15L216 14V16H214L213 14L211 15ZM10 15H8V16H10L11 17V14H14V13H9ZM17 14H19V12L17 13ZM12 15V19H15V16H16V19L17 18H19L20 16L23 18V16L22 15H20V16H18V15ZM30 16H29V15ZM63 14H64V16H63ZM201 14L202 15H204L205 17H203V16H201ZM3 15V16H2ZM49 15V14H48ZM59 15V14H58ZM58 15H57V17H58ZM218 15V16H217ZM6 16V17H5ZM18 16V17H17ZM40 16V17H39ZM53 16V14L52 15H50V16H44L45 18H46V20H45V18H42V16L41 15H38V17H37V20H38V18H39V21H38V24L39 23H41L42 22V24H39L40 26H38V27H41L44 23H43V20H41V22H40V18H42V19H44V21H50V19H53V22H52V24L54 25H57L55 22H57L58 23V25L56 26L57 27V29L59 30V26H61V24H62V26L63 27H60L61 29H62V31H64V30H66V31H69L70 30V26H68V23L70 22V21H68V20H66V21H68V22H66V24L65 25H63V22L61 23V21H59V18L57 19L59 22H60V24H59V22L58 21H54L55 20V18H56V16L53 18L52 17ZM76 16H75V18H72L73 16L71 15V24H69V25H72V22L74 23V21H72V20H76ZM133 16H136V20L135 19H133ZM24 17V20H23V22L25 21V22H27L28 23V21H26L27 19ZM32 17L33 18H30V19H32L31 21H33V19H34V16L32 15ZM48 17H49V19H48ZM51 17V18H50ZM201 17H203V19H201ZM209 17V18H208ZM79 18V17H78ZM11 18H8V23H9V21L10 20H12ZM19 19H21V18H19ZM195 19V20H194ZM37 20H35V24L34 25H36V23H37ZM1 21V20H0ZM5 21V27L6 28H8V26H9V24L7 25V18H6V20H4ZM15 21V20H14ZM14 21L12 20V21H10V22H13L14 23ZM29 22L30 23V25L31 26H29V25H27V26H29V27H31V28H33L34 27V25L32 24L33 22ZM195 21V22H194ZM1 22H3V21H1ZM22 22V23H23ZM17 22H15L14 24H16ZM46 23V22H45ZM51 23V21L48 23V24H50ZM12 24V23H11ZM14 24H12L13 26L12 27H14ZM17 24H19V23H17ZM21 24V23H20ZM37 24V25H38ZM47 24V23H46ZM76 23H74V25L76 26L77 25ZM1 25V30L0 31H2L3 29L2 28H5L2 24H0ZM33 25V26H32ZM37 25L35 26V27H37ZM53 25L51 26L52 28H53ZM3 26V27H2ZM19 26V25H18ZM74 26V28H76ZM10 27H11V25H10ZM16 27V26H15ZM37 27V28H38ZM43 27H44V29H43ZM49 27H50V25H49ZM48 26H47V29H46V27H45V25H43L42 26V28H38L39 30H42L41 32H39V30H38V32L39 33H42V35H43V33H44V31L45 30H47V32L48 33H50L51 34V32L54 30V28L53 29H51L52 31L50 32V28H49ZM72 27H73V25H72ZM18 28V27H17ZM17 28H14L13 30L15 31H13L14 32V34L16 33V30L15 29H17ZM21 28V27H20ZM36 28V29H37ZM213 28H217V31H218V29L222 32V35H221V33H220V31H218V32H216V33H218V35H217V37H216V34H214V32L213 31H215V30H213ZM10 29V28H9ZM8 29V32L10 31V33H11V31H12V29H10L9 30ZM35 29V28H34ZM56 28H55V30H57ZM6 30V29H5ZM4 30V31H5ZM18 30H19V28H18ZM17 30V32H19ZM49 30V31H48ZM53 31L52 32V34H51V36H55L56 35V31ZM3 31V32H4ZM3 32H1V35H3ZM5 32H7V31H5ZM5 32H4V34H5ZM46 32V31H45ZM46 32V33H47ZM45 33V34H46ZM47 33V34H48ZM219 33H220V35L222 36H220L219 35ZM9 34V33H8ZM11 34H13V33H11ZM17 34V33H16ZM15 34V35H16ZM25 34V33H24ZM44 34V35H45ZM45 35L47 38L49 37L48 35ZM66 34V33H65ZM6 35V34H5ZM41 35V34H40ZM6 36H8V35H6ZM9 36H10V34H9ZM23 36V35H22ZM25 37H26V35H25ZM41 37H43V36H41ZM56 38H57V36H55ZM19 38V37H18ZM21 38V37H20ZM54 38V37H53ZM56 38H54V39H56ZM45 39V38H44ZM11 40V39H10ZM20 39H18V41H19ZM57 40V39H56ZM222 40V41H221ZM52 41V40H51ZM20 42V41H19ZM58 42V41H57ZM57 42H55V43H57ZM12 43V42H11ZM18 44V43H17ZM16 43H15V45H17ZM54 44V43H53ZM62 45V44H61ZM63 45H66V44H63ZM68 45V44H67ZM66 45V46H67ZM59 47V46H58ZM15 49V48H14ZM13 51V50H12ZM15 51V50H14ZM88 51V50H87ZM5 52V51H4ZM10 52V51H9ZM18 52H19V50H18ZM2 53V52H1ZM86 53V52H85ZM89 54H90V56H91V54L93 55V56H95L94 55V52H92L91 50L89 51ZM87 55V54H86ZM7 56H8V54H7ZM15 56V55H14ZM57 56H59V55H57ZM99 56V55H98ZM121 57V58H120ZM13 58V57H12ZM15 58V57H14ZM27 58V57H26ZM30 58H32V57H30ZM50 58V57H49ZM48 58V59H49ZM98 58V59H97ZM120 58V59H119ZM0 59H2V57H0ZM5 59H10V58H4V59H2L3 61L5 60ZM17 59V58H16ZM15 59V60H16ZM95 59H97V60H102L101 59V57H95ZM95 59H91V57H90V59H89V61L90 62H92V63H94V62H98V61H95ZM117 59H118V61H117ZM12 60V59H11ZM25 60V59H24ZM29 60V59H28ZM54 60V59H53ZM56 60H58V58L56 59ZM18 61V60H17ZM103 62H104V60H102ZM2 63V62H1ZM5 63V62H4ZM99 63V65H100V62H98ZM3 64V63H2ZM106 64L105 63H103V64H101V65H105L106 66ZM263 64V65H262ZM107 65V66H108ZM106 66V67H107ZM97 67V66H96ZM105 67V68H106ZM86 68V70L89 68V67H85ZM104 68V69H105ZM108 68V67H107ZM106 68V69H107ZM108 68V69H109ZM107 69V71H109L110 72V69L108 70ZM264 70V69H263ZM106 71V72H107ZM116 71H113L114 73H117ZM111 73V72H110ZM109 73V74H110ZM114 73L112 74V75H109L110 77L111 76H113L114 75ZM82 74V73H81ZM85 74H86V72H85ZM140 76L141 78V84H140V82H138V79H137V76ZM86 76V75H85ZM119 76V75H118ZM249 76V77H248ZM114 77H115V75H114ZM84 78V77H83ZM82 78V79H83ZM89 78V77H88ZM88 78H86L87 80H88ZM111 78V79H112ZM122 78V77H121ZM250 80H249V79ZM82 79H81V81H82ZM85 79V80H86ZM84 80V81H85ZM106 80V79H105ZM105 80H104V82H105ZM108 81V80H107ZM121 81V80H120ZM252 81H254L253 83H251ZM260 81V83L261 84H259V83H256V82H259ZM83 82V81H82ZM100 83V82H99ZM114 83H116L117 85H115ZM249 83H251V84H249ZM254 83H255V85H254ZM8 84V83H7ZM41 84V83H40ZM101 84V83H100ZM104 84V83H103ZM254 86H253V85ZM257 84V85H256ZM258 84H259V86L261 85L263 88L262 89H260L259 87H258ZM99 85V84H98ZM240 85H242V88L240 87ZM38 86V85H37ZM44 86V85H43ZM93 86V85H92ZM106 86H102V87H104V89H105V87ZM117 86V87H116ZM244 86V87H243ZM251 86H253V87H251ZM256 86V87H255ZM1 87V86H0ZM8 87V86H7ZM15 87V86H14ZM106 87V88H107ZM119 87V88H120ZM245 87L247 88V89H249V91L247 92V89L246 90H244L245 89ZM255 87V88H254ZM259 89H258V88ZM1 88H5V87H1ZM9 88V87H8ZM18 88V87H17ZM39 88H40V86H39ZM99 88V87H98ZM110 89L112 88V87H109ZM129 88H131V90L133 91V94H131L132 92L130 91V89ZM101 89V88H100ZM103 89V90H104ZM109 89V91L111 92V90ZM21 90V89H20ZM24 90V89H23ZM108 89H106V92H108L107 91ZM114 90V91H113ZM148 90H150V94H148V96L152 99L153 98V96H154V99H155V97H156V100H160V101H157V102H159V103H162V104H159V105H162V106H159V107H156V106H158L157 105V103L155 104V102H154V104H152L153 102L151 101L150 102V104H144L142 101H141V99H143V98H145V96L147 95V93L149 92ZM19 91V90H18ZM18 91H16V92H18ZM22 91V90H21ZM94 91H95V88H94ZM130 91V92H129ZM154 91V92H153ZM26 92V91H25ZM29 92V91H28ZM92 92H93V90H92ZM100 92H102V91H100ZM122 92V93H121ZM19 93V92H18ZM22 93V92H21ZM98 93V92H97ZM28 94V93H27ZM52 94V93H51ZM94 94V93H93ZM106 94H108L109 95V92L108 93H106ZM50 95V94H49ZM54 95V94H53ZM98 95H99V93H98ZM104 95H105V92H104ZM104 95H103V99L104 100H106L107 101V99H105V97L107 98V96L105 95V97H104ZM122 95V96H123ZM150 95H153L152 97L150 96ZM102 96V95H101ZM123 96V97H124ZM133 96V97H132ZM148 96H146L147 98H149ZM26 97V96H25ZM52 97V96H51ZM95 97V96H94ZM98 97V96H97ZM126 97H128V96H126ZM32 98V97H31ZM45 98V97H44ZM48 98V97H47ZM53 98V97H52ZM70 98V97H69ZM99 98V97H98ZM97 98V99H98ZM102 98V97H101ZM109 98V97H108ZM158 98V99H157ZM160 98V99H159ZM4 100H1V102L3 101V102H5L6 100H5V98H3ZM72 99V98H71ZM93 99V98H92ZM150 99V100H151ZM153 99V100H154ZM55 100V99H54ZM95 100V99H94ZM101 100V99H100ZM133 100V99H132ZM137 100V101H138ZM149 100V101H150ZM7 101H10L9 102V104H11L12 102H11V100H7ZM5 102L6 104L8 103V102ZM75 101V100H74ZM118 101V102H117ZM123 102H125L126 100H122ZM133 101H135V100H133ZM132 101V102H133ZM165 101V102H164ZM45 102V101H44ZM54 102V101H53ZM64 102V101H63ZM104 102V101H103ZM112 102V101H111ZM110 102V103H111ZM127 102V101H126ZM131 102V103H132ZM4 103V104H5ZM49 103V102H48ZM105 103H107V102H105ZM113 103V102H112ZM134 103V102H133ZM138 103V102H137ZM41 104V103H40ZM43 104V103H42ZM69 104V103H68ZM57 105V104H56ZM63 105V104H62ZM126 105V106H125ZM42 106V105H41ZM52 106V105H51ZM59 106V105H58ZM81 106V105H80ZM96 106H97V104H96ZM99 106V105H98ZM101 107H102V105H100ZM110 106H111V104H110ZM109 106V108H111V109H113V107L111 106L110 107ZM72 107V106H71ZM76 107V106H75ZM161 107V108H160ZM108 108V107H107ZM114 108H116V109H118L117 108V106H115ZM134 108V109H135ZM155 108H159L158 110L156 109V111H155ZM51 109V108H50ZM62 109H63V107H62ZM116 109H114L115 110V112H116ZM231 109H233V111H231ZM237 109H238V111H239V113H237ZM8 110V109H7ZM9 110H10V108H9ZM32 110H34V109H32ZM51 110H53V108L51 109ZM114 110H112V111H114ZM229 110H230V113H232V112H234L235 110V112H234V115H235V113H237L236 115H235V118H236V116H237V119L235 120V118L233 117L234 115H232V117L234 118V123L236 124V122L235 121H238L237 122V124H239L240 125V127H239V125H237L238 127L237 128H239L240 129V132H239V130H237V132L239 133V135L240 136H242V137H240L239 135V137L237 136V135H235V134H233L234 132L235 133H237L236 132V130H234L235 128V124H234V126L232 125V123L230 122L229 123V125L230 126H233V128L234 129H232V130H234V132L232 133V136H233V138L235 139V141H234V139L233 138H231L232 140H230L231 142H235V144L234 143H231L228 139H230L228 136H230V137H232L231 136V134H230V131H231V128H229V126L227 125V127H226V125H225V127H222L221 126V122L220 121H222L221 119L223 118V117H225L226 119L225 120H223V124H225L224 122L226 121H232V120H230V119H228L229 117H230V113H229ZM35 111V110H34ZM34 111H32L33 113L31 114V115H33V117H34V119H37V120H42V119H44V120H42V121H47V120H45L46 118H44L45 116V114L43 115L41 112H39L38 110V112L37 113H34ZM226 111V113H224ZM9 112V111H8ZM36 112V111H35ZM44 112H46V111H44ZM102 112H103V110H102ZM117 112H118V110H117ZM131 112V111H130ZM134 112V111H133ZM53 113V112H52ZM135 113V112H134ZM40 114H42V115H40ZM51 114V113H50ZM48 115V116H51L52 117V115ZM62 114H63V112H62ZM223 114H225V116L223 115ZM239 114H240V118H238L239 117ZM40 115V116H39ZM111 115H113V114H111ZM117 115V114H116ZM42 116H43V118H42ZM47 116V114H46V117H48ZM223 116V117H222ZM55 117V116H54ZM53 117V118H54ZM231 117V118H232ZM41 118V119H40ZM48 119V118H47ZM49 119H51V118H49ZM224 119V118H223ZM228 119V120H227ZM68 120V119H67ZM77 121V120H76ZM41 123V122H40ZM52 123V122H51ZM74 123V122H73ZM85 123V122H84ZM83 123V124H84ZM132 123V122H131ZM228 123V122H227ZM5 124H6V117L4 116V115H2V114H0V126L2 127H4L5 126ZM23 124V123H22ZM81 125V124H80ZM86 125H87V123H86ZM93 125H98L97 123H94ZM26 126V125H25ZM42 126V125H41ZM69 126H71V125H69ZM77 126V125H76ZM87 126H89V125H87ZM135 126V127H134ZM224 126V125H223ZM6 127V126H5ZM4 127V128H5ZM72 127V126H71ZM85 127V126H84ZM90 127V126H89ZM198 127H200L201 129H205V131H203V133L205 134V136L208 138V139H205L206 137L204 136V134H202L201 135V131H200V135L202 136V137H200V135L198 134V135H196L197 133H198V131L199 130H201L200 128L198 129ZM3 128V129H4ZM7 128V127H6ZM92 128V127H91ZM41 129H43L42 127H41ZM41 129H38L39 131H36L35 129H34V132H33V136L34 137H37V139L35 138V140H40V141H42V142H44L45 143V145L47 144V145H50V147H51V149L53 148L54 150H56V151H59V152H61L60 150H62V152H61V154H64V155H68L70 158H75V160L76 159H79V160H82L83 162H84V164H87V165H89V166H96V167H98V168H100V170H101V172H99L98 174H100V173H102V176H103V178H104V174L106 175V177L104 178L106 181H105V183L106 182H108L109 180H110V183L112 184L113 182L115 183V186L117 187V185L118 184H116L117 182L115 181V177L113 178L112 176H113V173H111V171H110V169H111V167H110V169H103L102 167H103V165L101 164V162H99L101 165H102V167H100V164H98L99 166H97L96 164H94L93 162H91V161H89V160H87V159H89L88 158V154H91V153H94V151L92 150V149H94V150H96L97 151V153L95 152L94 154H97V155H94V154H92L93 156H94V160H95V158L99 161V157L101 156V154L98 156V153H100V152H102V150H99V152H98V150L97 149H95L94 147H92L91 148V146H89V150L91 151H89V150H87L88 148H87V146H85V145H83V148H85L87 151V158L85 159V157L83 156V154H81L80 153V150H81V148H82V146H79V148L77 149V150H75V149H72L71 147L73 146V145H71V147H69V146H63V147H60V146H56V145H58V144H56L55 143V141L53 140V139H55V138H52L53 136H54V134H53V136L52 137H50V135L52 134H48L47 132H48V130L46 131L45 129L44 130H41ZM73 129H74V127H73ZM80 129V128H79ZM84 129V128H83ZM159 129H161L162 131H163V134H161V132L159 131ZM189 129H192V130H194V131H192V130H189ZM198 129V131H197V133H195V131ZM89 130V129H88ZM94 130V129H93ZM8 131V130H7ZM50 131V130H49ZM64 131V130H63ZM95 131H96V129H95ZM106 131V130H105ZM102 131V132H104V134L106 135V136H108V138L110 139L111 138V140L113 139V140H122V139H124L125 137V134L123 135V133L122 132H120V131H118V130H113L112 132L111 131H109V129H108V131ZM160 132V134H159V132ZM6 132V131H5ZM10 132V131H9ZM69 132V131H68ZM73 132V131H72ZM75 132V131H74ZM101 132V133H102ZM109 132L111 133V134H109ZM229 132V133H228ZM50 133V132H49ZM80 133V132H79ZM82 133V132H81ZM100 133V132H99ZM122 133V134H121ZM253 133H255V134H253L254 135V137L252 138V134ZM0 134H10V133H1L0 132ZM30 134V133H29ZM77 134V133H76ZM82 134H84L83 136H85V135H87V138L88 139H90L91 141H92V139H95L96 137L95 136H97V135H95V136H92V133H90V131H89V133H82ZM89 134L91 135V136H89ZM1 135V136H2ZM13 135V134H12ZM15 136L17 135V134H14ZM14 135H13V137H11V134H10V137L12 138V140H11V138L9 137V139L13 142V140L14 139H17V137H19V134L17 135V137L16 138H14ZM21 135V134H20ZM24 135V134H23ZM71 135V134H70ZM94 135V134H93ZM121 135H123V137L124 138H120V137H122ZM166 135H168L169 136V138H167L166 137ZM234 135L236 136V137H238V138H240V140L238 139V138H236V137H234ZM6 137H7V135H5ZM9 136V135H8ZM25 136V135H24ZM29 136V135H28ZM33 136H31V137H33ZM74 136V135H73ZM78 136V135H77ZM129 136V135H128ZM127 136V137H128ZM250 136H251V138H252V140H250V141H252V142H250V141H247L249 138H250ZM56 137V136H55ZM67 137V136H66ZM86 137V136H85ZM85 137H83V139L85 138ZM95 137V138H94ZM203 137H205V138H203ZM210 137V138H209ZM255 137H257L256 139H255ZM3 138V137H2ZM81 138V137H80ZM79 138V139H80ZM87 138H86V140H82L83 142L84 141H87V143H89L88 141L89 140H87ZM92 138V139H91ZM97 138L98 139H100L98 136H97ZM96 138V139H97ZM106 138V137H105ZM129 138V137H128ZM225 138V139H224ZM250 138V139H251ZM67 139V138H66ZM77 139V138H76ZM82 139V138H81ZM104 139V138H103ZM174 139V140H173ZM209 139H212V140H210V141H208ZM218 141H217V140ZM221 139H223V140H225L224 142H222V145L224 146L223 148L221 147V141H219V140H221ZM237 139L239 140V141H237ZM243 139H245L246 140V142H245V140H243ZM253 139H254V142H253ZM9 140V141H10ZM18 140V139H17ZM30 140V139H29ZM60 140V139H59ZM63 140V139H62ZM70 140V139H69ZM72 140V139H71ZM102 139H100V141H99V144L100 145H102V146H106L108 149H110V151L112 150L113 151V146H114V144H113V142L111 141V140H109V141H111V142H107L108 144H102L105 140H107V138L105 139V140H102ZM125 140H127V139H125ZM124 140V141H125ZM206 140V141H205ZM216 140V141H215ZM222 140V141H223ZM243 140V141H242ZM15 141V140H14ZM20 141V140H19ZM18 141V142H19ZM33 140H31V141H24V142H29V143H31ZM97 142L96 140H93L92 142L93 143H95V142ZM214 142V144H213V142ZM23 141H22V143H21V141H20V145H22V147L21 148H25V146H27V145H25L24 146V144H26V143H24ZM65 142V141H64ZM70 143V141H67L66 142V144L67 143ZM106 142V141H105ZM238 142V143H237ZM33 143V142H32ZM31 143V144H32ZM35 143H36V141H35ZM68 143V144H69ZM111 143V144H110ZM228 143H229V145H228ZM231 143V144H230ZM71 144V143H70ZM95 144H97V143H95ZM80 145V144H79ZM113 145V146H112ZM218 145L216 146V147H218ZM260 145V146H259ZM36 146V145H35ZM53 146V147H52ZM85 146V147H84ZM264 146V144L262 145V147ZM33 148V145H29V148ZM43 147V146H42ZM74 147H75V144H74ZM78 147V145L76 146V148ZM216 147L214 148V149H216ZM83 148H82V150H83ZM98 149H99V147H97ZM205 148V147H204ZM212 148V147H211ZM211 148H208V149H211ZM221 148H222V150H221ZM233 147H231V149H232ZM235 148H237V147H235ZM20 149V148H19ZM27 150H26V152L28 153V148H26ZM52 149V150H53ZM101 149H105V148H101ZM108 149H106V150H108ZM195 149H196V151H195ZM203 149V148H202ZM231 149H229V150H231ZM263 149H264V147H263ZM262 149V150H263ZM23 150V149H22ZM39 150V149H38ZM81 150V152H84V151H82ZM116 150H117V148H116ZM212 150V149H211ZM253 150V149H252ZM42 151V153H43V150H41ZM55 151V152H56ZM75 151H79L78 152V154H76V152ZM109 151V150H108ZM254 151V150H253ZM34 152V151H33ZM197 152V153H196ZM212 152H214V153H212ZM79 153H80V155H79ZM109 154V156H108V154ZM117 153V152H116ZM116 153H115V155L113 156V154L110 152H107L106 151V153H105V155H107V157H105V159L108 161V158L110 159V154H112V156H113V158L116 156ZM252 153H254V152H251V154H250V156L252 155ZM263 153V154H262ZM35 154H36V152H35ZM60 154V153H59ZM103 154V153H102ZM199 154V153H198ZM204 154V153H203ZM205 154L204 155H202L203 157H204V160L206 159V157H205ZM255 154V153H254ZM257 154V153H256ZM256 154H255V156H256ZM77 155H79V157H77ZM82 155V156H81ZM85 155V154H84ZM92 155H89V156H92ZM258 155V154H257ZM262 155V156H261ZM26 156H28V154H26ZM39 156V155H38ZM67 156V158H69ZM96 156V157H95ZM103 156H104V154H103ZM103 156H101V157H103ZM111 156V157H112ZM207 156V155H206ZM259 156H261V161H263V163H261L260 161V163H261V167H262V164L264 165V150L261 152V154L259 155ZM258 156V157H259ZM31 157V156H30ZM29 157V158H30ZM33 157V156H32ZM36 157V156H35ZM34 157V158H35ZM41 157V156H40ZM66 157V156H65ZM119 157V156H118ZM199 157H200V155H199ZM203 157H200V159H203ZM213 157H211L212 158V162H211V159H210V163H212V165L214 164L213 163V161L215 160V159H213ZM219 157V156H218ZM253 157V156H252ZM257 157V156H256ZM26 158H28V157H25L24 159H26ZM27 159V160H29L30 161V159ZM117 158V157H116ZM191 158V159H192ZM196 158H197V155H196ZM210 158V157H209ZM39 159V158H38ZM92 159V157L90 158V160ZM104 159V158H103ZM104 159V160H105ZM258 159H260V157L258 158ZM113 160L114 161H116V160H118V159H112V162H113ZM134 160H136L135 162L133 161H129L128 162V164L129 165H127V168L129 167H131V165L134 163V167H135V165H139V167L138 168H141L140 167V161L139 160H137V156H135L134 157ZM192 160H194V159H192ZM209 159H208V157H207V159L204 161L205 162V165H206V163H207V161H208ZM249 160V159H248ZM256 160V159H255ZM254 160V158H253V161H255ZM34 161V160H33ZM77 161V160H76ZM93 161V160H92ZM198 161L199 160H197V163H198ZM201 161V160H200ZM251 161V168H250V165H249V163L248 162H245L244 164L241 162V164L238 162V164H237V162L235 163V164H233L234 165V168H237V169H235L236 170V173H235V171H234V173L231 171V170H234V168L232 167H230V164H227L226 162H224V164H223V162H222V165H225V164H227L226 165V169H225V171H228L227 170V168L230 170V168H231V174H235V177H236V175H237V173L239 174V173H243L246 169H244L245 168V165H246V168H247V164H248V168H247V171H248V169H249V171H251V169H252V171L255 169V167H254V163L256 164V163H258V162H253L252 160H250ZM249 161V162H250ZM257 161V160H256ZM49 162V161H48ZM97 162V161H96ZM109 162V161H108ZM111 161H110V163H112ZM162 162V163H161ZM190 162H192L191 160H190ZM189 161H188V163H190ZM195 162V161H194ZM194 162L191 164V169H190V171L193 169V171H195L194 169L197 167V164L195 165L194 164ZM202 162V161H201ZM216 162V161H215ZM98 163V162H97ZM186 163H187V161H186ZM200 163V162H199ZM199 163H198V165H199ZM52 164V163H51ZM69 164V163H68ZM131 164V165H130ZM149 164V165H148ZM190 164H188L189 165V167H190ZM240 164V169H238L239 167H238V165ZM243 164V169L244 170H242V168H241V165ZM110 165V164H109ZM126 165V164H125ZM143 165V164H142ZM187 165V164H186ZM193 165H195V167H193ZM218 165V164H217ZM217 165H216V167H217ZM260 165V164H259ZM150 166V167H149ZM44 167V168H43ZM45 167H46V165H44V164H41V167H38L37 165H36V167H35V165H34V172L36 173V172H38L39 171V168H41L42 170H44L45 169ZM67 166H62V167H60V168H57V167H49L50 169H51V171L53 170V169H56V170H58L59 171V174H58V176H54V179H53V177H47L48 175H46V177H44L45 175L44 174H42L43 172H45L46 173V169L42 172V173H39L40 175L42 174V176L47 180H43L44 182L46 181V186H47V188H49V189H51V188H57V191H60V192H65L67 189H69V188H71L72 186H70L69 185V183H68V181H67V179L65 178V176H66V174H63V176H60V175H62V173H65V171H64V169L63 168H66ZM133 167V165H132V168H134ZM193 167V168H192ZM200 167H202L201 168V170H204L203 168V165L202 164H200L199 165V167L198 168H200ZM209 168V165L207 164L206 165V168ZM218 167H219V165H218ZM230 167V168H229ZM253 167V168H252ZM256 167H258V165H256ZM38 168V169H37ZM94 168V167H93ZM135 168H137V167H135ZM211 168V167H210ZM220 168V167H219ZM263 168V171H264V167H262ZM262 168H256L255 170H259V171H257V173L258 172H261L260 171V169H262ZM40 169V170H41ZM142 169V168H141ZM154 169V170H153ZM186 170L188 169V167L187 168H185ZM197 169V168H196ZM213 169H214V165H213ZM223 169V167H222V171L224 170ZM36 170H38V171H36ZM48 170V169H47ZM109 170V171H108ZM205 170H207L208 172H206V171H204V172H206V173H210L211 171H209L208 169H205ZM239 170H241V172H238ZM62 171V172H61ZM156 171H155V173H156ZM179 171V172H178ZM187 171H189V170H187ZM197 171V170H196ZM199 171V170H198ZM198 171L196 172V174H198ZM219 170H218V168L216 169V171L214 172V170H213V172H212V175L211 174H209L210 175V177L211 176H215L216 175V172H217V179H218V176L220 177L219 179H220V181H221V183H223V184H225L226 185V187H228V186H233L234 188H233V190L235 191V190H237L238 191V193H236V195L234 196V194H235V192H232V195L230 194V192L231 191H229V192H227V191H225V194H230L231 195V197L233 198V200H234V197H236L237 196V194L239 195L238 197L240 198V199H237L236 201L241 205V206H243V207H246V208H253L252 209V212H264V184H262V183H264V181L263 182H261L262 181V179H258V180H261V181H259L260 183H258L257 181H256V183L254 182V178L255 177H253V179H251L252 181H253V183H252V181H250V179H249V182H246V180H242L243 182H245V183H243L242 181H241V179L239 180V178H240V176L238 175V177H236L237 178V180H239V181H241L242 182V184H244V185H242L241 183H239V181L237 182V180H236V184L234 183V181H235V179H234V181L233 180H231V181H233V182H226V181H224L223 180V177L225 176L224 174H219L218 175V173H220L221 172V168H220V171L218 172ZM251 171V172H252ZM5 172L6 171H4V174H5ZM48 172V171H47ZM60 172H61V174H60ZM104 172V173H103ZM200 172V171H199ZM224 172V171H223ZM250 172V173H251ZM1 173H3V170L0 168V175H1ZM7 173V172H6ZM154 173V174H155ZM177 173H179V175L177 174ZM202 174H203V171L201 172ZM213 173H215V175H213ZM249 173V172H248ZM247 173V174H248ZM254 173V172H253ZM2 175V176H5V175ZM38 174V175H39ZM177 174V175H176ZM205 174V173H204ZM244 174V173H243ZM242 174V177L241 178H243V177H245V175H243ZM256 174V173H255ZM255 174H248V175H255ZM264 174V173H263ZM263 174H260V176H257V177H260V178H263ZM40 175H39V177H40ZM65 175V176H64ZM184 175V174H183ZM208 175V176H209ZM220 175H223L222 177L220 176ZM228 175V176H227ZM232 175V176H233ZM256 175H258V174H256ZM261 175H263L262 177H261ZM8 176H11L10 174H8L7 175V177ZM15 176V175H14ZM41 176V178H43ZM51 176V175H50ZM68 176V175H67ZM66 176V177H67ZM202 176V175H201ZM200 175H199V177H201ZM207 176V180H209L210 181V177H208ZM7 177H4L5 178V180L3 179L2 180V177L0 178V181L2 180L3 182L5 181V183H8L7 181L8 180H12V179H6ZM12 177H13V175H12ZM178 177V179H176ZM195 177V176H194ZM226 177L227 178H229L230 176H229V173L227 174V172H226ZM226 177H224L225 178V180H228V179H226ZM249 177V176H248ZM15 178V182H14V184H16L17 185V182L18 183H21L22 184V186L24 187V185H26L27 183H23V181H21V179L19 180V178H17L16 179V177H14ZM62 178V179H61ZM68 178V177H67ZM102 178V179H103ZM202 179H203V177H201ZM212 178V177H211ZM234 178V176L232 177V179ZM246 178V177H245ZM113 179H114V181H113ZM119 179V178H118ZM123 179V178H122ZM122 179H120V181L122 180ZM213 179H215V178H212V180ZM216 179V180H217ZM230 179V178H229ZM248 179V178H247ZM257 179H255V180H257ZM264 179V178H263ZM59 180V181H58ZM69 180V179H68ZM87 180V179H86ZM112 180V181H111ZM124 180V179H123ZM175 180H178V182H176ZM216 180L214 181L213 180V183L215 182L216 183ZM0 182V184L2 185V183L3 182ZM85 181V180H84ZM175 181V182H174ZM248 181V180H247ZM10 182V181H9ZM71 182V181H70ZM104 182V181H103ZM119 182V181H118ZM128 181H126V183H127ZM149 182V181H148ZM150 182H151V186L152 185H154V183L152 184V181L150 180ZM180 182V183H179ZM192 182H193V180H192ZM251 182V183H250ZM11 183H12V181H11ZM121 183V182H120ZM124 183V182H123ZM122 183V184H123ZM194 183H196V182H194ZM212 183V184H213ZM218 183H219V181H218ZM214 184V185H219V184ZM247 183H250V184H247ZM13 184V183H12ZM13 184V185H14ZM71 184H72V182H71ZM87 184V183H86ZM107 184V183H106ZM110 184V185H111ZM127 184H129V183H127ZM241 184V185H240ZM6 185V184H5ZM4 185V186H5ZM9 185V184H8ZM20 184H18V186H19ZM74 185H76V183L74 184ZM77 185H78V182H77ZM76 185V186H77ZM108 185H109V182H108ZM107 185V186H108ZM109 185V186H110ZM114 185V184H113ZM123 185H125V184H123ZM123 185H118V187L120 188V189H125V194L126 193H128V191H126V188H128V189H131V188H129L127 185V187H125V186H123ZM224 185V186H225ZM228 185V186H227ZM4 186L0 189L1 191H0V205L3 207V209L4 208H6V212H8L7 210H8V208L9 209H13L14 210V208L17 206V205H15V203H16V201L14 202V200H9L8 198L6 199V197L4 196V192L2 193V189L3 190H5L4 189ZM27 187H28V185H26ZM67 186V187H66ZM70 186V187H69ZM120 186H122V187H120ZM155 186V185H154ZM153 186V190L156 188L157 190L159 189V188H157V187H154ZM210 186V185H209ZM8 186H6V189H8L7 188ZM9 187H10V185H9ZM11 187L12 188H14V189H17L18 187L17 186H15L14 185V187L11 185ZM17 187V188H16ZM20 187V186H19ZM23 187H20V188H23ZM73 187H75V186H73ZM215 187V186H214ZM20 188H19V190H20ZM26 187H24V189H25ZM66 188V189H65ZM77 188V187H76ZM231 188V187H230ZM29 190L31 189V187H29L28 188ZM74 189L75 188H71V190L70 191H74ZM127 189V190H128ZM133 189V188H132ZM178 189V190H177ZM232 189V188H231ZM230 189V190H231ZM10 190H12V189H9V191ZM25 190H27V188L25 189ZM25 190H21V191H25ZM29 190H27L28 192H29ZM53 190V189H52ZM77 190V189H76ZM76 190L74 191L75 192V194L78 192H76ZM185 190V191H186ZM219 190H221V192L223 193L224 191L222 190V188H220ZM15 191V193L18 191V189H17V191L16 190H14ZM40 191V190H39ZM38 191V192H39ZM54 191H56V189L54 190ZM124 191V190H123ZM156 191V190H155ZM159 191V190H158ZM158 191H156V192H158ZM162 191V190H161ZM32 192V191H31ZM59 192V193H60ZM74 192H71V193H74ZM131 192H132V190H131ZM139 192V191H138ZM137 192V193H138ZM227 192V193H226ZM7 193L9 194V192H8V190H7ZM11 193V192H10ZM25 193V192H24ZM53 193V192H52ZM83 193V192H82ZM141 193V192H140ZM139 193V194H140ZM158 193H160V192H158ZM240 193L241 194H245V193H248L247 194V197H245V198H243V197H241V195H240ZM28 194V197H32V195L31 196H29V193H27ZM68 194V193H67ZM129 194H130V192H129ZM133 194V193H132ZM144 194V193H143ZM220 194V193H219ZM224 194V193H223ZM228 194V195H229ZM10 195V194H9ZM12 195H14L13 193H12ZM16 195H17V193H16ZM78 195V194H77ZM90 194H85L84 196H89ZM131 195V194H130ZM129 195V196H130ZM229 195V196H230ZM11 196V195H10ZM25 196H27V195H25ZM34 196L36 197L37 195H35L34 194ZM71 196V195H70ZM82 197L83 196V194L82 195H79V196H72V199H77L76 197ZM93 196V195H92ZM128 196V195H127ZM126 196V197H127ZM135 196H137V195H135ZM139 196H142V195H139ZM139 196H137V197H139ZM174 196H176V195H174ZM227 196V195H226ZM243 196V195H242ZM80 197V198H81ZM90 197V196H89ZM89 197H87V198H89ZM131 197V196H130ZM133 198H130V200L131 199H135V197L134 196H132ZM178 197V196H177ZM177 197H175L174 199L176 200V198ZM228 197V196H227ZM26 198V197H25ZM29 198V200L31 201V199ZM85 198V197H84ZM87 198H85V200L87 199ZM91 199L92 198H94V200L92 201V202H96V200H95V197H90ZM89 198V199H90ZM129 198V197H128ZM143 198V196L142 197H139V199L137 198V199H135L136 201L134 202V205H133V209L135 210V208L137 207V205L135 204V203H141L142 201H141V199ZM172 198V197H171ZM20 199H23V198H20ZM28 199V198H27ZM36 199V198H35ZM35 199H32L33 200V202L35 201ZM74 199V200H75ZM82 200H83V198H81ZM89 199H87L86 201H88ZM179 199V198H178ZM7 200H9V201H7ZM29 200H26V201H24V202H27L28 201V203H26L27 205L30 203V201ZM78 200H80L79 198L77 199V201ZM145 199H143V201H144ZM14 202V204H12L11 202ZM41 200L39 199V202H40ZM42 201H44V199L42 200ZM41 201V202H42ZM76 201V200H75ZM76 201V202H77ZM134 201V200H133ZM138 201H141V202H138ZM147 201V200H146ZM178 201V200H177ZM177 201H175V202H177ZM199 201V202H198ZM236 201L234 200V202L236 203ZM45 203L47 202L46 200L44 201ZM79 202V201H78ZM88 202H91V201H88ZM91 202V203H92ZM149 202V201H148ZM179 202H180V199H179ZM201 202V203H200ZM215 202V201H214ZM218 202V201H217ZM233 202V203H234ZM11 203V204H10ZM17 203H18V200H17ZM20 203V202H19ZM31 203H32V201H31ZM210 203H211V201H210ZM21 204V203H20ZM22 204L24 205V203L22 202ZM25 204V206L24 207H26L27 205ZM40 204V203H39ZM38 204V205H39ZM79 204H81V201H80V203ZM78 204V205H79ZM94 204V203H93ZM150 204V203H149ZM205 204H206V206H205ZM215 204H217V203H215ZM237 204V203H236ZM12 205H15V207L13 208L12 207ZM19 205V204H18ZM141 205H142V203H141ZM202 205V204H201ZM209 205V204H208ZM20 206H22V205H20ZM139 206V205H138ZM144 206H145V202H144ZM151 206V205H150ZM191 206V207H192ZM210 207H211V205H209ZM1 207V208H2ZM28 207V206H27ZM45 207H46V205H45ZM44 207V208H45ZM47 207H49V205L47 206ZM83 207V206H82ZM140 207H142V206H139V207H137V208H139V210H140ZM29 209L31 208L32 210H33V208L32 207H28ZM27 208V209H28ZM145 207H143V209H144ZM199 208H200V206H199ZM200 208V209H201ZM219 207H216V209H218ZM16 209H18V206L16 207ZM21 209V208H20ZM19 209V210H20ZM82 210H83V208H81ZM143 209L141 208V211L142 212H147V211H143ZM149 209V213L152 211V209H151V211H150V208L149 207H147V210ZM212 209L214 210L215 208H213V206H212ZM215 209V210H216ZM222 209V208H221ZM220 208H219V210H217L218 212H217V214H219L220 212H223L222 210H221ZM0 210H2V209H0ZM31 210V211H32ZM49 210V209H48ZM104 210V209H103ZM112 210V211H111ZM109 209V212H107L108 210L106 209V213H104L103 214V220H104V217H106L107 215L106 214H109L110 215V213H115L114 214V216H117L118 214H117V212H116V210L117 209H114L115 210V212H114V210L113 209ZM126 210V209H125ZM128 210V209H127ZM126 210V211H127ZM132 210L133 212H136V211H138V210ZM154 210V209H153ZM156 210V209H155ZM154 210V211H155ZM202 210V209H201ZM203 210V211H204ZM221 210V211H220ZM230 210V209H229ZM239 210V209H238ZM5 211H0V222L1 223H6V222H8V224H9V222H11L9 225L11 226V224H12V221H10L9 219H8V217H7V215L6 214H8V213H3V212H5ZM11 211V210H10ZM26 211H28V210H26ZM81 211V210H80ZM87 211V210H86ZM120 211V210H119ZM118 211V213H119V215H121V211L119 212ZM182 212L184 211L183 209L181 210ZM205 211V212H206ZM211 211V210H210ZM225 211V210H224ZM15 212V211H14ZM17 212V211H16ZM15 212V213H16ZM33 212H34V210H33ZM35 212H37V211H35ZM103 212V211H102ZM101 212V213H102ZM142 212H140L141 214H145L146 216H150V214L148 213V214H146V213H142ZM181 212V213H182ZM186 212H187V210H186ZM186 212H183L184 214L186 213ZM26 213H28V212H26ZM112 213V214H113ZM128 213H129V210H128ZM139 213V212H138ZM139 213V215H141ZM188 213V212H187ZM216 213V212H215ZM224 213V212H223ZM222 213V214H223ZM231 213V212H230ZM229 213V214H230ZM40 214V213H39ZM38 214V215H39ZM132 213H130V215H128V218H127V216L125 217L124 216V220L122 221L121 219H123V216L120 218V220L119 221H122V222H124L126 219H129V217H131L132 215H131ZM136 214H137V212H136ZM135 214V216H137L138 218H140V216H138V214L136 215ZM151 214H153V211L151 212ZM191 213H189V215H190ZM227 213H225V215H226ZM257 214H260V213H257ZM6 215V216H5ZM11 215H12V213H11ZM15 215V214H14ZM19 215H21V214H19ZM106 215V216H105ZM107 216L106 217V221H104V222H106L105 223V227L107 228L108 227V225L110 224L111 226L113 225V223H119L118 221H116V220H118L119 219V217H112L113 215H110V216ZM133 215H134V213H133ZM145 215L143 216V217H145ZM154 215L156 216V213H154ZM154 215H152V216H150L149 218H146V219H152V217L155 219H157L158 217L156 216V217H154ZM157 215H159L158 213H157ZM186 216H187V214H185ZM184 215V216H185ZM188 215V216H189ZM212 215V214H211ZM216 215V214H215ZM233 215V214H232ZM262 215H263V213H262ZM37 216V215H36ZM43 216V215H42ZM41 216V218H43ZM92 217H93V215H91ZM91 216H89V221H90V219L93 221V222H95L94 221V219L96 220L97 218H99V219H97V221H98V223L100 222L99 220H101V221H103L102 219H101V215H99V217L97 216V217H95L94 216V218H91ZM135 216H133V217H131L132 218V220L134 221V217ZM142 216V215H141ZM11 217V216H10ZM24 217V216H23ZM28 217V216H27ZM45 217V216H44ZM76 217V216H75ZM77 217L79 218V219H81L82 218V216H81V218L77 215ZM109 217H111V219L113 220L114 218L116 219L115 221L116 222H113V223H107L110 219H108ZM220 217V216H219ZM261 217V216H260ZM12 218V217H11ZM10 218V219H11ZM26 218V217H25ZM30 218V217H29ZM45 218H48V217H45ZM84 216H83V218H82V220H84ZM87 218V217H86ZM126 218V219H125ZM131 218L128 220L130 223L132 222L133 223V221H131ZM136 218V217H135ZM138 218H136V219H138ZM34 219V218H33ZM35 219H37V218H35ZM79 219H77V220H79ZM12 220V219H11ZM26 220H28V219H26ZM44 220V219H43ZM50 220V218H48V219H45V221H49ZM82 220H80V221H82ZM112 220H111V222H112ZM139 220V219H138ZM140 220H143V221H140V222H142V223H138V225H139V227H140V225H141V227L143 226L142 224H147L148 225V222H145L144 220H145V218L143 219H140ZM18 221V220H17ZM41 221H42V219H41ZM51 221V220H50ZM54 221V220H53ZM127 221V220H126ZM125 221V223H124V225H126V224H129V227H131L132 225H134V224H132V225H130V223L128 222H126ZM137 220H135V222H136ZM159 221H161V220H159ZM20 222V221H19ZM22 222H24L23 220H22ZM29 222V221H28ZM37 222H39V221H37ZM145 222V223H144ZM153 222V221H152ZM151 222V220H150V223H152ZM163 223L162 224H164L165 225V221H162ZM165 222V223H164ZM0 223V225H2ZM17 224V222L16 221H14V225H16ZM46 223V222H45ZM44 223V224H45ZM47 223H49V222H47ZM96 224H98L97 222H95ZM103 223V222H102ZM121 223V222H120ZM137 223V222H136ZM6 225V224H4V226L6 225V226H9V225ZM25 224V223H24ZM43 224V223H42ZM43 224V225H44ZM51 224V223H50ZM54 224H55V222H54ZM53 224V225H54ZM94 224V223H93ZM91 224L90 223V225H92V227L93 226H95L96 224ZM100 224H101V222H100ZM100 224H98V226L100 225ZM108 224V225H107ZM115 224V226H117ZM122 225H123V223H121ZM121 224H118V225H121ZM31 225V224H30ZM35 225V224H34ZM46 225V224H45ZM90 225H89V227H87V226H85V227H87L88 229L90 228ZM102 225V224H101ZM107 225V226H106ZM147 225H146V227L145 228H148L147 227ZM150 225V228L152 227L151 225H154L153 226V230H155V233H157V231L158 230H163V229H155L154 227L156 226L154 223L153 224H149ZM21 226V225H20ZM36 226V225H35ZM51 226V225H50ZM83 226V225H82ZM97 226V225H96ZM98 226H97V229H98ZM114 226V225H113ZM114 226V227H115ZM134 226H136L137 227V225L135 224ZM133 226V227H134ZM145 226V225H144ZM144 226H143V228H144ZM2 227H3V225H2ZM1 227V228H2ZM27 227V226H26ZM25 227V228H26ZM46 227V226H45ZM52 227V226H51ZM81 227V226H80ZM102 227L103 228H101V226H99V230L100 229H104V226L102 225ZM124 227V226H123ZM128 226H125V228H127ZM129 227L127 228V229H125V230H127V231H129ZM133 227H131L130 228V230L133 228ZM158 227V226H157ZM5 228V227H4ZM2 229V230H4V231H1L0 232V237H1V239H4L5 237H10V234L11 235H13V234H15V235H17V234H19L18 232H16L14 229H11V228H8V227H6V228H8L9 230H6V228L5 229ZM12 228H15V229H20V227L18 226V228H16V226L15 227H13L12 226ZM23 228V227H22ZM21 228V229H22ZM33 227H31V228H29V229H32ZM40 228V227H39ZM47 228V227H46ZM54 228V227H53ZM66 228V227H65ZM64 228V230L66 231V229ZM95 228V227H94ZM105 228V229H106ZM108 228H111V227H108ZM116 228H118V227H116ZM142 228V230H144ZM149 228V229H150ZM159 228V227H158ZM166 228V227H165ZM165 228H164V230H165ZM11 229V230H10ZM27 229V228H26ZM38 229V228H37ZM68 229V228H67ZM73 230H74V228H72ZM81 229H83V230H86L84 227L83 228H81ZM80 229V230H81ZM93 229V228H92ZM96 229V230H97ZM104 229V230H105ZM151 229V230H152ZM12 230H14V231H12ZM38 230H40V229H38ZM47 230V229H46ZM61 230H63V229H61ZM63 230V231H64ZM90 230V232H91V229H89ZM94 230V229H93ZM96 230H94V232L96 231ZM136 230V229H135ZM147 229H145V231H146ZM151 230H148V232H150V233H153V231H151ZM163 230V231H164ZM248 230V229H247ZM32 231V230H31ZM64 231V232H65ZM67 231H69V229L67 230ZM71 231V230H70ZM75 231H77V229H76V227H75ZM79 231V230H78ZM88 231V230H87ZM86 231V232H87ZM144 231V232H145ZM160 231V232H161ZM161 232V234L158 232L157 234H160V235H158L157 237L158 238H161L160 236H162V237H164L163 235L164 234H166V235H168L167 234V230L166 231H164V232ZM168 231H169V229H168ZM19 232H21V231H19ZM28 232H29V230H28ZM33 232V231H32ZM43 232V231H42ZM41 232V233H42ZM49 232V231H48ZM56 232H58L57 230H56ZM64 232H62V233H64ZM82 232H84V231H82ZM94 232H93V234H94ZM102 232V231H101ZM140 232V231H139ZM142 232V231H141ZM147 232V231H146ZM147 232V233H148ZM31 233V232H30ZM40 232H39V234H41ZM49 233H51V232H49ZM53 233V232H52ZM73 233V232H72ZM88 234H91V233H89V231L87 232ZM110 233V232H109ZM122 233V232H121ZM131 233V232H130ZM134 233V232H133ZM154 233V234H155ZM238 233V232H237ZM248 233V232H247ZM25 234V233H24ZM34 234V233H33ZM38 234V233H37ZM44 234V236H46L47 234L44 232L43 233ZM42 234V235H43ZM55 234V233H54ZM78 234V233H77ZM80 234H82V233H80ZM84 234V236H85V232L83 233ZM82 234V235H83ZM128 234H129V232H128ZM139 234V233H138ZM156 234V235H157ZM170 234V233H169ZM241 234H242V232H241ZM249 234H250V232H249ZM7 235H9V236H7ZM20 235H21V233H20ZM30 235V234H29ZM62 235V234H61ZM64 235V234H63ZM96 235V234H95ZM135 235V234H134ZM141 235H143V234H141ZM245 235H246V233H245ZM14 236V235H13ZM31 236V235H30ZM39 236V235H38ZM44 236H43V238H44ZM49 236V234L46 236V238ZM52 236V235H51ZM73 236V235H72ZM84 236H82V237H84ZM86 236H88L87 234H86ZM86 236H85V238H86ZM89 236H91V235H89ZM88 236V237H89ZM138 236V235H137ZM155 236V235H154ZM244 236V235H243ZM21 237H23L22 235H21ZM41 238H42V236H40ZM62 237V236H61ZM94 237V236H93ZM93 237H91V241L89 242V240H88V244H90L91 242V244H93L94 242H95V240L93 239ZM108 237V236H107ZM107 237L105 236V238L107 239ZM111 237V236H110ZM109 237V238H110ZM113 237V236H112ZM117 237V236H116ZM128 237V236H127ZM84 238V239H85ZM90 238V237H89ZM109 238H108V240H109ZM125 238V237H124ZM136 238V237H135ZM49 239V238H48ZM48 239H44V241L42 240L41 242H43V243H46L45 242V240H48ZM63 239V238H62ZM69 239V238H68ZM79 239H81V238H79ZM83 239V240H84ZM103 239H104V237H103ZM102 239V235L100 236V239L98 240V238H96V240H97V242H101L100 240H103ZM111 239V238H110ZM142 239H144V238H142ZM163 239V238H162ZM5 240V239H4ZM9 240H10V238H9ZM8 240V241H9ZM61 240V239H60ZM92 240H94V241H92ZM112 240V239H111ZM117 240H119V239H117ZM140 240V239H139ZM1 241H3V240H1ZM0 241V245H2L3 243ZM11 242L10 243H13L14 241H12V240H10ZM19 241H22V239L20 240V239H18V242ZM24 241H26V242H28L27 240H25L24 239ZM23 241V242H24ZM35 241V240H34ZM50 241V240H49ZM49 241H47V242H49ZM82 241V240H81ZM114 241V240H113ZM113 241H112V243H113ZM134 241V240H133ZM144 241V240H143ZM40 242V243H41ZM55 242V241H54ZM59 242V241H58ZM71 242V241H70ZM69 242V243H70ZM75 242V241H74ZM80 242V241H79ZM105 242V239L103 240V243ZM110 242V240L109 241H107L106 240V244H108V243ZM215 242V241H214ZM4 243H6L5 241H4ZM9 243V244H10ZM15 243V242H14ZM22 243V242H21ZM20 243V244H21ZM25 243V242H24ZM36 243L38 244V242L36 241ZM43 243H41V244H43ZM60 243V242H59ZM81 243H85V240L83 241V242H81ZM102 243V242H101ZM111 243V244H112ZM114 243H115V241H114ZM127 243V242H126ZM137 243V242H136ZM148 243V242H147ZM216 243V242H215ZM16 244V243H15ZM14 244V245H15ZM26 244V243H25ZM29 244V243H28ZM57 244V243H56ZM66 244H68V242L66 243ZM76 244H78V243H76ZM80 244V243H79ZM88 244H86V245H88ZM94 244H96V243H94ZM93 244V245H94ZM106 244H103L104 246L106 245ZM130 244V243H129ZM142 244V243H141ZM151 244V243H150ZM149 244V245H150ZM205 244V243H204ZM207 244V243H206ZM209 244V243H208ZM211 244H213V243H211ZM4 246H6L7 244H3ZM10 245H12L13 246V244H10ZM9 245V246H10ZM18 245V244H17ZM30 245H31V243H30ZM48 245V244H47ZM70 245V244H69ZM72 245V244H71ZM84 245V244H83ZM100 245H102V244H100ZM102 245V246H103ZM110 244H108L107 246H103L104 248H102L101 246H99L100 248H102V249H105L106 248V250H107V252H105V253H103V250H101L99 247V249L102 251V254H103V256H104V254L105 255H107V253H109V251H110V253L109 254H111V253H113L114 251H115V253H117L118 252V250H117V248L119 247H117V248H115V250L113 251V252H111V248L109 249L108 248V246H109ZM116 245V244H115ZM118 245H120V244H118ZM143 245V244H142ZM153 245V244H152ZM8 246V245H7ZM8 246V247H9ZM12 246H10L11 248H12ZM24 246V245H23ZM26 246H27V244H26ZM32 246V245H31ZM34 246V245H33ZM50 246V245H49ZM56 246V245H55ZM73 246L76 248L77 247V245L75 246L74 245V243H73ZM82 246V245H81ZM89 246H92V245H89ZM111 246V245H110ZM112 246H114V245H112ZM136 246V245H135ZM147 246H148V244H147ZM151 246V245H150ZM160 246V245H159ZM221 246V245H220ZM16 247V246H15ZM15 247L14 248H12L13 249V251H14V249H15ZM22 247V246H21ZM28 247V246H27ZM38 247H39V245H38ZM60 247V246H59ZM67 246H65V248H66ZM83 247L84 246H82V248H81V250H83ZM88 247V246H87ZM94 247H96V246H94ZM158 247V246H157ZM195 247H196V245H195ZM198 247V246H197ZM206 247V246H205ZM18 248H19V246H18ZM40 248H42V250H40ZM63 248V247H62ZM61 248V249H62ZM68 248H70L69 246H68ZM78 248V249H77ZM76 249L78 250V251H80L79 253H81L82 251L81 250H79V248H80V245H79V247H77ZM90 248V247H89ZM138 248V247H137ZM199 248V247H198ZM213 248V246H211V248L210 249H212ZM215 248H218L217 250H219V247H217V246H215ZM5 249H8L7 251L9 252V249L10 248H7V247H2V246H0V257H3V255L4 254H6V256L8 255V252L5 250ZM16 249H17V247H16ZM25 249V248H24ZM29 249H31V248H29ZM33 249V248H32ZM85 249H86V246H85ZM88 249V248H87ZM86 249V250H87ZM114 249V248H113ZM119 249V248H118ZM121 249H123V248H121ZM153 249H155V247H153ZM191 249H193V248H191ZM195 249V248H194ZM208 249V248H207ZM11 250V249H10ZM39 250L41 251V253L42 252H44L45 250H46V252H47V248L45 249V250H43V247H39ZM53 250V249H52ZM55 250V249H54ZM73 250H74V248H73ZM95 250V249H94ZM120 250V249H119ZM124 250V249H123ZM129 250V249H128ZM195 250H197V249H195ZM209 250V249H208ZM216 249H214V251H215ZM229 250V249H228ZM20 251V250H19ZM64 251V250H63ZM74 251H76V250H74ZM92 251V250H91ZM90 251V253L89 252H87L86 253V251H83V252H85L86 254H90L91 255V257H92V254H95V255H93L94 256V258L96 257V251H95V253H93V252H91ZM99 250L97 249V252H98ZM117 251V252H116ZM130 251V250H129ZM135 251V250H134ZM154 251V250H153ZM201 251V250H200ZM210 251V250H209ZM213 251V252H214ZM32 252V254H33V251H30V253ZM59 252V251H58ZM61 252V251H60ZM67 252V251H66ZM71 252V251H70ZM143 252H144V250H143ZM154 252H156V251H154ZM202 252V251H201ZM17 253V252H16ZM20 253H22V251L20 252ZM26 253H27V251H26ZM25 253V254H26ZM35 253H37V255H38V253H39V251L38 252H35ZM35 253L33 254V255H35ZM40 253V254H41ZM63 253V252H62ZM61 253V254H62ZM78 253V254H79ZM100 252H98V254H99ZM115 253H113L114 255H115ZM119 253V252H118ZM123 253V252H122ZM131 253V252H130ZM142 253V252H141ZM149 253V252H148ZM192 253H194V252H192ZM198 253V252H197ZM219 253V252H218ZM11 254H12V252H11ZM29 254V253H28ZM27 254V255H28ZM39 254V255H40ZM43 255H45L44 253H42ZM57 254V253H56ZM68 254V253H67ZM72 254V253H71ZM82 254H84V253H81V255ZM143 254V253H142ZM221 254H224V253H221ZM10 255V254H9ZM21 256H22V254H20ZM58 255V254H57ZM60 255V254H59ZM80 255V256H81ZM90 255H88L89 257H90ZM100 256H98V257H100L101 258V253L99 254ZM113 255V256H114ZM131 255V254H130ZM133 255V254H132ZM147 255V254H146ZM145 255V256H146ZM150 255V254H149ZM187 255V254H186ZM220 255V254H219ZM6 256H5V258H6ZM11 256V255H10ZM10 256L8 257L7 256V259L10 261V263H8L7 262V264H14V263H16L17 262V256L15 257L16 258V260L13 262L12 261V259L10 260L9 258H10ZM41 256V255H40ZM62 256V255H61ZM64 256H67V255H64ZM64 256H63V258H64ZM74 256V255H73ZM72 256V257H73ZM77 255H76V253H75V256L74 257H76ZM83 256V255H82ZM81 256V257H82ZM87 256V255H86ZM87 256V257H88ZM119 256V255H118ZM117 256V257H118ZM125 256V255H124ZM127 256H128V254H127ZM137 256V255H136ZM141 256V255H140ZM153 256V255H152ZM189 256H190V254H189ZM27 257H29V258H32L31 257V255L30 256H27ZM42 257V256H41ZM71 257V258H72ZM73 257V258H74ZM78 257V256H77ZM84 257V256H83ZM82 257V258H83ZM88 257V258H89ZM98 257H96V260H94L93 259V257L91 258V260H90V263H92L91 261H92V259L94 260V261H97L98 259ZM105 257V256H104ZM107 257H109V256H107ZM112 257V256H111ZM151 257V256H150ZM149 257V258H150ZM12 258V257H11ZM19 258H20V256H19ZM22 258H23V256H22ZM26 258V257H25ZM33 258H37V257H33ZM47 258V257H46ZM51 258H53V256L51 257ZM127 258V257H126ZM136 258V257H135ZM152 258V257H151ZM197 258V257H196ZM6 259V260H7ZM42 259V258H41ZM40 259V260H41ZM65 259V258H64ZM68 259V258H67ZM76 260H77V258H75ZM74 259V260H75ZM90 259V258H89ZM88 259V260H89ZM101 259H105V258H101ZM101 259H99L98 260V262H100V263H105L104 261H102ZM109 259V258H108ZM116 259V258H115ZM125 259V258H124ZM229 259H231V258H229ZM234 259V258H233ZM7 260V261H8ZM13 260H14V257H13ZM19 261H20V259H18ZM22 260H24V259H22ZM21 260V261H22ZM32 260V263H33V259H31ZM30 259L28 260V261H31ZM35 260V259H34ZM39 260V259H38ZM49 260V259H48ZM51 260V259H50ZM61 260H62V258H61ZM71 260V259H70ZM82 260V259H81ZM87 260V261H88ZM102 262H101V261ZM106 260V259H105ZM223 260V259H222ZM242 260V259H241ZM2 261H5V259L4 258H0V264L1 263H3ZM13 263H12V262ZM27 261V260H26ZM27 261V262H28ZM45 261V260H44ZM72 261V260H71ZM87 261H84L85 263L87 262ZM109 261V260H108ZM127 261V260H126ZM224 261V260H223ZM229 261V260H228ZM245 261V260H244ZM24 262V261H23ZM27 262H26V264H27ZM39 262V261H38ZM42 262V261H41ZM75 262V261H74ZM98 262H95L96 264H99ZM121 262V261H120ZM235 262V261H234ZM238 262V261H237ZM5 263V262H4ZM3 263V264H4ZM19 263V262H18ZM17 263V264H18ZM40 263V262H39ZM47 263V262H46ZM52 263V262H51ZM61 263H63V262H61ZM79 263H81V262H79ZM106 263H108V262H106ZM112 263V262H111ZM116 263V262H115ZM124 263H125V261H124ZM224 263H225V261H224ZM236 263V262H235ZM241 263V262H240ZM6 264V263H5ZM21 264H22V262H21ZM25 264V263H24ZM28 264H31V263H28ZM35 264V263H34ZM38 264V263H37ZM42 264V263H41ZM44 264V263H43ZM47 264H49V263H47ZM55 264V263H54ZM59 264H60V262H59ZM65 264V263H64ZM88 264H89V262H88ZM92 264H94V262L92 263ZM114 264V263H113ZM122 264V263H121ZM225 264H227V263H225Z\"/></svg>",
	"mask_w": 264,
	"mask_h": 264
}]
</instances>
